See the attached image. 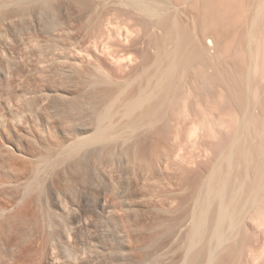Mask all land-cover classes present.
I'll list each match as a JSON object with an SVG mask.
<instances>
[{
  "label": "rangeland",
  "instance_id": "374dc122",
  "mask_svg": "<svg viewBox=\"0 0 264 264\" xmlns=\"http://www.w3.org/2000/svg\"><path fill=\"white\" fill-rule=\"evenodd\" d=\"M2 1L5 3L8 2L6 3V6H8L9 8L5 6L4 8L0 10V15L3 14L4 19L6 17L8 18L4 20L3 16L0 17V19L2 18V20H0V23L2 25L4 24L3 26L0 24L2 26L1 27L2 31L4 30V32H2V37L5 38L7 41L4 46H1V47H4L3 49L0 47V114L3 117V119L6 121V124L8 125H6L7 129L4 130L5 133L2 132L0 129V134H2L0 135V146H1V143L3 144L7 143L8 145H10V148L11 147L12 148L8 149V148L3 147L4 149H2V147H0V149L2 150V151L0 150L1 152L0 154L2 156V157L0 156V159H1L0 160L1 161L0 162V181H1L0 182V195H1L0 210L7 209L6 210L7 212L5 213H1L0 211V264H86V263L87 264H177V263L181 264L184 261H186V259L184 258L186 256L187 257L189 256V257L186 263L184 262L183 264H195L197 259L198 260L196 264H198V262H200L199 264H205V263L206 264L207 263L209 264H264V175H263L264 170L262 171V169L264 168V154H263L264 153V116H263L264 115V109H263V106H264V102H263L264 100V8L263 7L264 6H262V8H259L258 10L257 7H255L257 6V4L254 3V7L251 6L252 9L254 8L252 11L250 7L248 6L249 0H237L238 2H236V0H228V3H227V0H204V1L203 0H200V1L199 0L198 1L197 0L195 1L194 0H177V1L175 0H165V1L164 0L163 1L162 0H153V1L152 0H148V1L142 0L143 2L141 0H135L136 2H134L133 4L132 2L134 0H129V1L127 0H121V1L120 0H113V1L105 0V2H103L104 0H88V1L86 0H57V1L56 0H44V2L43 0H32V1L26 0V2L24 0V2H22L23 5L20 4L21 1L23 0L21 1L2 0ZM15 1L19 3H16ZM46 1L47 2L49 1V2L47 3ZM207 1L210 4L207 3ZM220 1L222 2L224 1V3H220ZM229 1H232V2L230 3ZM14 2L16 4H13ZM179 2L180 3L183 2V3L180 4ZM213 2H215L214 5H213ZM9 3H11L10 4L11 7L8 5ZM106 3H108L107 6L105 5ZM172 3L173 5L175 4V6H173ZM191 3H193L195 6L193 7ZM18 4H19V7L17 6ZM120 4L124 6H121ZM218 4L220 5V7ZM229 4L231 5V7L229 6ZM242 4L244 6H242ZM83 5H85L84 7L86 8L87 13L83 11V8H82ZM232 5H234V7H232ZM190 6L193 8H191ZM225 6H227V9ZM23 7L24 9H22ZM44 7L45 8L48 7V9H45ZM161 8L164 11H162ZM255 8L258 11L257 13L260 15L257 14L256 16H259V17L258 18L256 17L255 19H253L254 13H256V11L254 12ZM144 9L147 10L146 12L148 14L145 12ZM150 9L152 10L149 12ZM242 9H243V13L241 11ZM17 10H18V14H17ZM99 10H100V13H99ZM143 10H144V13H142ZM195 10H197L198 12ZM217 10H220L221 13ZM229 10H232L233 12L232 11L230 12ZM157 11L158 13H156ZM200 11H203V13L201 14ZM251 11L254 12L253 15L251 14L252 13ZM171 12L172 13L174 12L175 14L174 13L172 14ZM229 12L230 14L233 13L230 16V18H228ZM235 12L236 14H234ZM226 13H227V16H226ZM240 13H241V16L239 15ZM100 14H103V15H100ZM171 14H172V17H171ZM193 14L194 15L196 14V15L194 16ZM158 16H160L161 18ZM238 16H240L241 18ZM26 17H28V19ZM101 17L103 18L101 19ZM114 17H117V18H114ZM231 18H233L234 20ZM30 20L31 21L33 20V21L31 22ZM199 20L200 21L202 20V22H199ZM217 20L219 22H217ZM236 21L238 22L237 25H235ZM206 22H207L206 25L208 24L210 25L214 22L213 23L214 25L212 24L210 25V27L213 26L212 29L215 32H216V29L218 31L216 34L217 35L220 34L218 35L219 37L217 36L218 41L220 42H218L216 46V50L213 52L214 55L211 54L212 59L214 58L213 60L210 58H207L210 56L206 52L202 54L203 56L201 55L202 57H199L200 55L198 57H195L196 56L195 55L194 56L195 58L193 57V54H196L195 53L196 51H193L195 50L193 49L194 47H192L194 46V43L196 41L195 40L196 38L194 37L195 33L197 34L198 30H199V33L200 31L202 32L204 28L203 25H205ZM228 23H230L231 26ZM146 24L148 27L146 26ZM175 24H177L178 26ZM98 25L100 26L98 27ZM174 25L175 27L177 26L176 30H174L175 29ZM232 25H235L234 26L235 28ZM125 26L126 27L128 26V27L126 28ZM229 27L231 28L230 30H229ZM140 28L143 29V32ZM178 28L181 29V33ZM194 29L197 31H194ZM222 29L224 30L222 31ZM130 30L134 31L135 35ZM236 30H238V34ZM251 30L253 31V33H251L252 32ZM98 32H99V35H98ZM173 32H174V35H173ZM186 32H189V34L191 33L192 34L186 35ZM152 33L154 36H152ZM234 33L236 34L234 35ZM4 34L6 37L3 36ZM248 34H250V37ZM259 34H262V35H259ZM224 35L227 38H225ZM21 36H23L24 38ZM118 36H120L121 38ZM158 36H160L159 37L160 39L158 38ZM189 36L190 37L192 36V38H190ZM187 37L190 38L189 41L188 39H186ZM172 38L174 39L173 41L171 40ZM177 40L180 43L177 42ZM181 40L183 41L185 40V41L181 42ZM126 41H127V44L125 43ZM190 42L192 45L190 44ZM223 43H225V45H223ZM184 45H187L186 48ZM59 46L60 48H58ZM157 46L159 47L158 50L156 49ZM170 47H173V48H170ZM180 47H181V50L179 49ZM174 50L178 54H176ZM190 50L193 51V52L191 51L192 54ZM218 50L219 51L221 50V51L219 52ZM69 51H71L72 54ZM181 53H183L184 55ZM32 54H34L35 56ZM69 54H71V57H69L70 56ZM171 54H173L174 56L176 55L177 57L176 56L174 57ZM133 55H135L136 58ZM56 57L58 58V60ZM149 57L151 58V60H149L150 59ZM169 58L170 59L172 58V59L170 60ZM186 58L189 59V62H187L188 60ZM125 59H128V60L126 61ZM134 59H136V61ZM172 60L174 64H171ZM194 61L197 63H195ZM127 62L129 64H126ZM210 62L212 63L210 64ZM184 63L187 68L185 67V65H183ZM203 63L207 66H205ZM43 64L46 68L42 66ZM164 64L167 66H165ZM196 64L197 66L199 65L198 66L199 68L196 67ZM171 65H173L174 67ZM177 65L179 68L177 67ZM218 65L220 68L218 67ZM224 65H227L228 67ZM93 66L96 69L95 68L93 69ZM1 67H4V68H1ZM171 67H173L172 69V71L174 72L173 74H172V71L171 73L169 72ZM211 67H212V70H211ZM14 68H16V70ZM188 68L191 69L192 71L189 70ZM44 69H47V70H44ZM164 69H166L165 70L166 72L164 71ZM183 69H184V72H183ZM199 69L201 71H199ZM37 71L41 73L39 74ZM162 71L163 73L165 72V75L164 76L162 75L163 77H161ZM175 71L177 72V74L175 73ZM213 71L215 74L213 73ZM65 73L66 75H64ZM142 73L144 75H142ZM152 73L153 75L154 74L155 75L153 76ZM145 74L150 75V76L147 77V75ZM184 74H187L186 75L187 77ZM11 75H13L14 78ZM95 77H98V78H95ZM101 77H104V78H101ZM158 77L159 78L161 77L159 81H158L159 79ZM171 77L174 78L175 80L172 79ZM225 77L227 78L225 79ZM211 78H215V79L218 78V79H216V81L214 79L213 81ZM102 79H104V81ZM161 79L162 80L164 79V80L162 81ZM190 79L194 81L192 82V80ZM223 79H225L227 82ZM96 80L98 81L101 80L102 82L101 81L97 82ZM147 80H149L148 82L149 85H147ZM160 81H161V84H158ZM179 81L181 83H179ZM228 82L230 84H228ZM193 83L196 85V87ZM198 83H200V85H203L204 83V85L198 87ZM105 84L108 87H106ZM155 85L157 86V88H155ZM135 86L136 88H134ZM146 86L148 88L145 89ZM150 86L152 89L150 88ZM169 87H170V92L168 90ZM229 87H230V90L228 89ZM119 88H120V91H118ZM163 88H164V91L162 90ZM166 88H168L167 89L168 91L166 90ZM172 88H173V91H171ZM260 88L262 89V91ZM180 89L182 90V92ZM144 91H146L147 93H145ZM142 92L144 93L143 95H142ZM148 92H150L149 96L147 95ZM167 93H169V95ZM29 94L31 95L29 96ZM123 94L125 96H123ZM145 94L149 98L146 97ZM198 94L200 97L198 96ZM107 95H109V97ZM173 96L175 98H173ZM117 98H118V102H117ZM133 98H136V99H133ZM260 98H261V101H260ZM166 99H168V101ZM109 100H110V103H109ZM126 100H130L131 103L134 101L135 102L138 101V103L139 102L142 103L143 106L142 105L140 106L139 104V109L138 107H136L137 109L134 108V110L132 111V112L137 111L139 114L138 113L136 114V112L134 114L131 111H128L130 110V108L132 109L133 107H135L136 103L129 104V102L128 101L126 102ZM15 101L18 104H16ZM114 102H115V105L113 104ZM125 102L129 105H126ZM159 102H160V105L165 104V106L162 105L163 107L161 108V106L159 105ZM238 102L241 104H239ZM173 104L174 105L176 104V107ZM123 105H124V109H123ZM130 105L131 106L133 105V106L131 107ZM113 107H114V110H112ZM140 107L144 111H142ZM164 107H167V108H164ZM144 108L149 110L150 112L146 111ZM117 110H119L120 112V115L118 113L119 117L123 116L122 114L123 112L124 114L126 113V116H123L124 118L123 122H127L128 124L131 123L130 127L126 125V123H124L128 128H132L133 130H135V128L140 127L139 129H136L137 132L136 131L130 132L131 130L130 129L127 130L126 126L124 127L120 126L119 129L124 128L120 130L122 134L120 136L119 134L120 132H118L119 131L118 127L117 128L113 127L112 129L107 128L108 131L105 130L106 136L104 135L105 131L103 132V135L106 138L104 136H103L104 138L101 137L99 141L101 140L102 141L99 144H96V146L94 145L86 153H82V152L79 153L81 155L76 154V152H71L70 155L68 156L69 157L68 160H67V155L69 153L61 155L62 157L66 155L64 157L65 159L62 158L60 155H55L54 157L50 156L51 157L50 159L39 160L37 158L35 159L34 157L35 154L31 152L37 148L34 142L32 141V139L30 140L31 135L33 134L36 135L37 132H42V131L46 132L45 128L48 129L49 127L50 128L49 130L51 132L52 127L61 126L63 128L64 126V129H66V131L68 130L72 131V129H75L77 122L78 123L92 122V121L97 120L98 117H101V118L104 117L106 118L105 120L109 119L110 121H114L116 118H118L116 114L114 116V113H116L115 111ZM139 111H141L142 113L140 114ZM48 112L50 113L52 112V113L50 114ZM176 112L178 113L181 112V113H179L178 115V113ZM240 113H243V114H240ZM143 114L144 115L146 114V116L150 117V119L148 117L146 118ZM155 114H156L155 118L154 116L151 117L152 115H155ZM180 114L185 116L184 120H183V116H181ZM127 116H130V118L128 119ZM175 116L178 117V120ZM140 117L142 119H140ZM135 118L137 119L135 120ZM158 119H160L161 121L159 120L160 122H158ZM142 120H144L145 123ZM155 120H157V122ZM11 121H14V122H11ZM39 121L41 122L39 123ZM69 121H71V123ZM133 121L135 122L132 123ZM154 122L156 124H154ZM72 123L76 125H73ZM149 123H150L151 128L148 127ZM191 124H194L197 127V128H194V125H193L194 132H195V129H196V132L192 135H189V134L187 135L189 129L192 128ZM134 125L136 127H134ZM138 125L140 126L138 127ZM152 125H155V127ZM37 127L39 128L38 129L39 131L36 130ZM70 127H72V129ZM144 127L146 128L147 131L145 130ZM114 128H116V131H114L115 130ZM111 131L112 132L114 131L113 132L114 134L116 132L118 133L115 134L116 136H113V133H111ZM125 131H129V132L126 133ZM123 133H126L130 136L128 135L126 136V134L123 135ZM143 134H145V136ZM117 135L120 137H118ZM131 135L133 136L131 137ZM48 137L46 138L48 140L47 143L51 144L53 142L52 138L50 136ZM115 137L116 139L118 138L119 141L118 140L116 141V139L114 140ZM127 138H129L128 141L126 140ZM122 140H124L125 142ZM107 141L110 143H108ZM136 141L138 142L136 143ZM232 142L234 146H231L233 145ZM16 144L20 145L21 148L19 147L20 149H16L15 148ZM240 145H241V148L239 147ZM111 147L114 149H112ZM127 148L129 151L127 150ZM133 149L137 153H135ZM123 150L125 151V153ZM145 150L147 153L145 152ZM238 151H240L239 152L240 154L238 153ZM6 152H8L9 154ZM130 152L132 154H130ZM259 153H261L262 155H260ZM71 154L73 155V158L70 157L72 156ZM247 155H248L247 157L248 159L246 158ZM237 156H238V159H237ZM258 157L259 159L257 160L256 158ZM29 159L30 161H28ZM105 159L107 160L106 162H105ZM109 159L111 160V162H109ZM47 160H49L50 162H46ZM56 160L58 163H56ZM138 160H141L140 161L141 163ZM145 161H147V163ZM223 161L225 162V164ZM2 162L4 163V165ZM100 162H103L104 164ZM8 163H10V165ZM240 163L241 164L243 163L242 164L243 166ZM252 163H253V166H252ZM63 164H66V165H63ZM219 164L221 167L219 166ZM246 164L250 166V168ZM261 164H263V167ZM98 165L99 166L101 165V168L103 167V169H101L100 167H97ZM134 165L136 166V168ZM215 165H217V167ZM15 166H17L16 169H15ZM229 166L230 168H228ZM260 166L262 167V169ZM225 168L227 169V171ZM137 169L138 170L140 169V170L138 171ZM52 170L54 171L52 172ZM242 171L243 173H241ZM220 173L221 174L224 173V174L221 175ZM99 174H102V176ZM230 176L232 177V179ZM48 177H49V180H48ZM241 177H243L244 179ZM219 179L220 180L222 179V180L220 181ZM229 179H231L232 181ZM239 180L240 182H238ZM49 181L52 183L54 188L59 193V200H60L59 203L61 206V209L59 208V210L53 208L47 201L48 199L46 198L45 184ZM222 181H223V184H222ZM89 182L91 183V185ZM226 182L228 183L229 186L227 185ZM205 183H208L209 187ZM225 184L226 186H224ZM231 184L232 186H230ZM241 184L242 186H240ZM2 189L3 191L4 190L6 191L3 192L1 191ZM230 190H232L233 192H231ZM17 191L19 192V194ZM219 192H221V194ZM236 192L238 193V195ZM22 195H25V197L20 201L19 198ZM221 196H224V197H222V199L219 201V198H221ZM231 197L234 199H232ZM230 198L232 199L231 202H230ZM237 199L238 201L236 202ZM206 200H207V203H206ZM212 200L214 201L211 203ZM222 200H225V201H222ZM166 201L167 203H165ZM216 201H217V206L215 203ZM3 202H5L6 204ZM218 202L220 204L222 202L226 203L224 205L222 203V206H224L223 209L219 207L220 204ZM197 204L201 208V211L204 214L206 213V216L208 215L211 220L208 217H206L201 211H198L200 209L199 207L197 208ZM233 204L234 206H232ZM192 205L195 207H193ZM212 205L214 206L212 207ZM12 207L14 209H13V212H11V214H13L14 216L17 213V214H21V216L15 215L14 218L13 216L10 217L8 210L11 209ZM207 207H209V210H207ZM194 208H197V210L196 209L194 210ZM219 208L223 210V213L221 212ZM225 209L227 210L226 212H225ZM212 210H214L215 212ZM197 211L200 212L199 215ZM209 211L211 213H209ZM165 212L167 214H165ZM192 212H194L195 215ZM223 214L225 215L228 214L227 215L228 218L225 215L223 216ZM200 216L201 217L203 216L202 221L200 220ZM221 216L222 218H220ZM229 216H231L230 219H229ZM191 217H193L192 220H191ZM225 217L226 219H224ZM194 218H196V220ZM218 219L219 220L221 219L222 221L221 220L219 221ZM191 221L192 223L194 221L195 222L197 221L198 225H200L199 223L201 222L202 227L201 225L199 226L200 230L198 226L195 224H192ZM165 222L168 224H166ZM179 223L180 224L182 223V224L179 225ZM52 224L53 226H51ZM159 225L161 228L159 227ZM193 226L194 228L197 226L196 229H194ZM187 227L188 228L191 227L190 230ZM174 228H176L175 231H173ZM213 230H215V232ZM66 231H68L69 233H67ZM191 231L194 235L191 233ZM193 231L197 235H195ZM211 232L213 234H215L216 232L217 233L220 232V234L219 233L215 234V235H219L215 239H217V241L220 243L214 240V235ZM234 233L236 235H234ZM231 234L234 236H232ZM212 235H213V238H211ZM220 235H223V236L225 235L227 237V240H226V237L222 239L223 237ZM121 237H124V238H121ZM209 238L210 240H208ZM51 239L54 241H52ZM64 241L65 243H63ZM208 241H211L209 242V245H208ZM212 242H214L215 244ZM216 243L221 244V245L217 246L218 244ZM214 245H216L219 248L215 247ZM208 246L210 247V249L208 248L209 250L207 249ZM187 248H190V249H187ZM213 248L216 251H213ZM191 249L193 250V252ZM197 249L199 253L201 252L200 254L198 253V251H196ZM211 249L212 251L210 252ZM189 250L192 253L188 252ZM64 252H67V253L64 254ZM194 252H196V254ZM192 254L194 255V258ZM143 260L145 261V263Z\"/></svg>",
  "mask_w": 264,
  "mask_h": 264
},
{
  "label": "bare ground",
  "instance_id": "6f19581e",
  "mask_svg": "<svg viewBox=\"0 0 264 264\" xmlns=\"http://www.w3.org/2000/svg\"><path fill=\"white\" fill-rule=\"evenodd\" d=\"M17 1H18V0H17ZM19 1H21V0H19ZM29 1H30V0H29ZM31 1H32V0H31ZM56 1H57V0H56ZM86 1H88V0H86ZM109 1H110V0H109ZM112 1H113V0H112ZM112 1H111V2H112ZM120 1H121V0H120ZM127 1H129V0H127ZM127 1H126V2H127ZM141 1H142V0H141ZM146 1H148V0H146ZM152 1H153V0H152ZM162 1H163V0H162ZM162 1H161V2H162ZM164 1H165V0H164ZM175 1H177V0H175ZM194 1H195V0H194ZM197 1H198V0H197ZM199 1H200V0H199ZM203 1H204V0H203ZM15 2H16V1H15ZM15 2H14L13 4L19 3V2H16V3H15ZM22 2H24V0L21 1L20 4H22ZM25 2H26V0H25ZM37 2H38V1H37ZM43 2H44V0H43ZM46 2H47V1H46ZM46 2H45V3H46ZM48 2H49V1H48ZM48 2H47V3H48ZM58 2H59V1H58ZM70 2H71V1H70ZM78 2H79V1H78ZM82 2H83V1H82ZM100 2H101V1H100ZM103 2H105V0H104ZM130 2H131V1H130ZM134 2H136V1L134 0V1L132 2V4H133ZM139 2H140V1H139ZM139 2H138V3H139ZM142 2H143V1H142ZM159 2H160V1H159ZM191 2H192V1H191ZM215 2H216V1H215ZM215 2H213V5L215 4ZM217 2H218V1H217ZM229 2L231 3L232 1H229ZM236 2H238V1L236 0ZM245 2H246V1H245ZM245 2H244V4H245ZM6 3H8V2H6ZM6 3L3 2V1L1 0V2H0V10L6 6ZM38 3H39V2H38ZM73 3H74V2H73ZM86 3H87V2H86ZM119 3H120V2H119ZM147 3H148V2H147ZM151 3H152V2H151ZM179 3H180V2H179ZM182 3H183V2H182ZM182 3H180V4H182ZM202 3H203V2H202ZM207 3H209V2L207 1ZM211 3H212V2H211ZM220 3H224V1H223V2L220 1ZM227 3H228V0H227ZM233 3H234V2H233ZM247 3H248V2H247ZM254 3L257 4V6H255V7H257L258 10H259V8H262V6H264V0H249L248 6L250 7V9H251L252 11H253L254 8L252 9L251 6L254 7ZM10 4H11V3H9L8 5L11 7ZM24 4H25V3H24ZM28 4H29V3H28ZM51 4H52V3H51ZM54 4H55V3H54ZM76 4H77V3H76ZM81 4H82V3H81ZM103 4H104V3H103ZM107 4H108V3H106L105 5L107 6ZM130 4H131V3H130ZM130 4H129V5H130ZM143 4H144V3H143ZM145 4H146V2H145ZM152 4H153V3H152ZM152 4H151V5H152ZM165 4H166V3H165ZM177 4H178V3H177ZM184 4H185V3H184ZM191 4H192L193 7L195 6L193 3H191ZM191 4H190V5H191ZM198 4H199V2H198ZM209 4H210V3H209ZM209 4H208V5H209ZM237 4H238V3H237ZM22 5H23V4H22ZM22 5H21V6H22ZM41 5H42V4H41ZM45 5H46V4H45ZM55 5H56V4H55ZM88 5H89V4H88ZM120 5H121V4H120ZM147 5H149V4H147ZM172 5H173V3H172ZM211 5H212V4H211ZM218 5H219V4H218ZM227 5H228V4H227ZM240 5H241V4H240ZM17 6L19 7V4H18ZM24 6H25V5H24ZM30 6H31V5H30ZM30 6H29V7H30ZM37 6H38V5H37ZM42 6H43V5H42ZM42 6H41V8H42ZM48 6H49V5H48ZM84 6H85V5H83V7H82V8H83V11L86 12V8H85ZM121 6H124V5H121ZM132 6H133V5H132ZM173 6H175V4H174ZM184 6H185V5H184ZM184 6H183V7H184ZM199 6H200V5H199ZM229 6L231 7L230 4H229ZM242 6H244V5L242 4ZM6 7H8V6H6ZM13 7H14V6H13ZM27 7H28V6H27ZM135 7H136V6H135ZM148 7H149V6H148ZM151 7H152V6H151ZM159 7H160V6H159ZM159 7H158V8H159ZM181 7H182V5H181ZM187 7H188V6H187ZM190 7H191V6H190ZM190 7H189V8H190ZM193 7H191V8H193ZM206 7H207V6H206ZM213 7H214V6H213ZM217 7H218V6H217ZM217 7H216V8H217ZM219 7H220V5H219ZM223 7H224V6H223ZM225 7H226V9H227V6H225ZM232 7H234V5H232ZM245 7H247V6H245ZM8 8H9V7H8ZM41 8H40V9H41ZM44 8H45V7H44ZM99 8H100V7H99ZM166 8H167V7H166ZM168 8H169V7H168ZM171 8H172V7H171ZM207 8H208V7H207ZM216 8H215V9H216ZM263 8H264V7H263ZM22 9H24V7H23ZM22 9H20V10H22ZM25 9H26V8H25ZM28 9H30V8H28ZM28 9H27V10H28ZM33 9H34V8H33ZM35 9H36V8H35ZM45 9H48V7L45 8ZM80 9H81V8H80ZM96 9H97V8H96ZM135 9H136V8H135ZM148 9H149V8H148ZM174 9H175V8H174ZM187 9H188V8H187ZM199 9H200V8H199ZM204 9H205V8H204ZM218 9H219V8H218ZM224 9H225V8H224ZM239 9H241V8H239ZM257 9L255 8V10H254V12L256 11V13H254V12L251 11V12H252V13H251L252 15H253V13H254V17L251 16V17H253V19H255L256 17H257V18L259 17V16H256V15L258 14V13H257V12H258ZM3 10H4V9H3ZM12 10H13V9H12ZM91 10H92V9H91ZM94 10H95V9H94ZM104 10H105V8H104ZM144 10H145V9H144ZM144 10H143L142 13H144ZM151 10H152V9H150L149 12H150ZM155 10H156V9H155ZM161 10H162V8H161ZM188 10H189V9H188ZM192 10H193V9H192ZM197 10H198V9H197ZM197 10H195V11H197ZM209 10H210V9H209ZM211 10H212V9H211ZM234 10H235V9H234ZM237 10H238V9H237ZM34 11H35V10H34ZM40 11H41V10H40ZM92 11H93V10H92ZM146 11H147V10H145V12H146ZM153 11H154V9H153ZM158 11H160V10H158ZM158 11H157L156 13H158ZM162 11H164V10H162ZM184 11H185V10H184ZM215 11H216V10H215ZM217 11L220 12V10H217ZM221 11H222V10H221ZM227 11H228V10H227ZM229 11L231 12L232 10H229ZM235 11H236V10H235ZM241 11H242V13H243V9H242ZM28 12H29V11H28ZM42 12H43V11H42ZM97 12H98V11H97ZM102 12H103V10H102ZM107 12H108V11H107ZM107 12H106V13H107ZM188 12H190V11H188ZM197 12H198V11H197ZM200 12H201V14L203 13V11H200ZM213 12H214V11H213ZM225 12H226V11H225ZM230 12L228 13V16H229L228 18H230V16L233 14V13L230 14ZM232 12H233V11H232ZM236 12H237V11H236ZM236 12H235L234 14H236ZM244 12H245V11H244ZM86 13H87V12H86ZM99 13H100V10H99ZM146 13H147V12H146ZM154 13H155V12H154ZM159 13H160V12H159ZM161 13H162V12H161ZM171 13H172V12H171ZM173 13H174V12H173ZM173 13H172V14H173ZM175 13H176V11H175ZM175 13H174V14H175ZM204 13H205V11H204ZM220 13H221V12H220ZM259 13H260V11H259ZM7 14H8V13H7ZM17 14H18V10H17ZM35 14H36V13H35ZM43 14H44V13H43ZM45 14H46V12H45ZM81 14H82V13H81ZM88 14H89V13H88ZM94 14H95V13H94ZM115 14H116V12H115ZM119 14H120V13H119ZM147 14H148V13H147ZM147 14H146V15H147ZM172 14H171V17H172ZM181 14H182V13H181ZM184 14H185V13H184ZM223 14H224V13H223ZM237 14H238V13H237ZM12 15H13V14H12ZM67 15H68V14H67ZM76 15H77V14H76ZM100 15H103V14H100ZM157 15H158V14H157ZM157 15H156V16H157ZM164 15H165V14H164ZM188 15H189V14H188ZM190 15H191V14H190ZM193 15H194V14H193ZM195 15H196V14H195ZM195 15H194V16H195ZM216 15H217V14H216ZM239 15L241 16V13H240ZM242 15H243V14H242ZM258 15H260V14H258ZM1 16H3V19H4V15L2 14V15H0V17H1ZM25 16H26V15H25ZM32 16H33V15H32ZM39 16H40V15H39ZM39 16H38V18H39ZM161 16H162V14H161ZM169 16H170V15H169ZM178 16H179V15H178ZM178 16H177V17H178ZM183 16H184V15H183ZM226 16H227V13H226ZM240 16H238V17H240ZM5 17H6V15H5ZM40 17H41V16H40ZM83 17H84V16H83ZM103 17H104V16H103ZM103 17H101V19H102ZM153 17H154V16H153ZM158 17H160V16H158ZM165 17H166V16H165ZM177 17H176V18H177ZM185 17H186V16H185ZM188 17H189V16H188ZM233 17H234V16H233ZM249 17H250V15H249ZM6 18H7V17H6ZM6 18H5V19H6ZM9 18H10V17H9ZM18 18H19V17H18ZM22 18H23V17H22ZM22 18H21V19H22ZM26 18L28 19V17H26ZM26 18H24V19H26ZM86 18H87V17H86ZM89 18H90V17H89ZM95 18H96V17H95ZM97 18H98V17H97ZM114 18H117V17H114ZM130 18H131V17H130ZM160 18H161V17H160ZM160 18H158V19H160ZM169 18H170V17H169ZM169 18H167V19H169ZM192 18H193V17H192ZM215 18H216V17H215ZM219 18H220V17H219ZM228 18H227V19H228ZM240 18H241V17H240ZM261 18H262V16H261ZM261 18H260V19H261ZM5 19H4V20H5ZM7 19H8V18H7ZM177 19H178V18H177ZM217 19H218V17H217ZM231 19H233V18H231ZM0 20H2V18H1ZM4 20H3V21H4ZM89 20H90V19H89ZM93 20H94V19H93ZM113 20H114V19H113ZM172 20H173V19H172ZM184 20H185V19H184ZM233 20H234V19H233ZM251 20H252V19H251ZM19 21H20V20H19ZM30 21H31V20H30ZM32 21H33V20H32ZM32 21H31V22H32ZM39 21H40V19H39ZM67 21H68V20H67ZM101 21H102V20H101ZM130 21H131V20H130ZM135 21H136V20H135ZM141 21H142V20H141ZM155 21H156V20H155ZM157 21H158V20H157ZM160 21H161V20H160ZM212 21H214V20H212ZM230 21H231V20H230ZM11 22H12V21H11ZM17 22H18V21H17ZM131 22H132V21H131ZM153 22H154V21H153ZM164 22H165V21H164ZM170 22H171V21H170ZM173 22H174V21H173ZM181 22H183V21H181ZM199 22H202V20H201V21L199 20ZM204 22H205V21H204ZM207 22H208V20H207ZM207 22L205 23V25H203L204 28H203L202 32L200 31L201 34L199 33V30H198V31L195 30L196 28L194 27V28H195L194 31H197V34L195 33V36H194V37L196 38V39H195L196 41H195V40H194V41H195V43H196V42H197V43H196V44L194 43V46H192V47H194L193 49H195V50H193V49H192V50H193V51H196V52H195L196 54H193V57H194L195 55H196L195 57H198L199 55H200L199 57H202V56H203L202 54L206 52V53L210 56V57H207V56H206V57L212 59V55H211V54H213V52L216 50V46H217L218 42H220V41H218V38H217V36L220 35V34H218V35L216 34V33L218 32L217 29H216V32H215V31L212 29L213 26L210 27V25H212L214 22H213L212 24H210V25H209V24L206 25ZM217 22H219V21L217 20ZM227 22H228V21H227ZM232 22H233V21H232ZM232 22H231V23H232ZM22 23H23V22H22ZM66 23H67V22H66ZM69 23H70V22H69ZM78 23H79V22H78ZM110 23H111V22H110ZM137 23H138V22H137ZM139 23H140V21H139ZM155 23H156V22H155ZM186 23H187V22H186ZM225 23H226V22H225ZM225 23H224V24H225ZM235 23H236L235 25H237L238 22L236 21ZM257 23H258V22H257ZM259 23H261V22H259ZM262 23H263V22H262ZM0 24H1V23H0ZM15 24H16V23H15ZM15 24H14V25H15ZM18 24H19V23H18ZM26 24H27V23H26ZM26 24H25V25H26ZM28 24H29V23H28ZM30 24H31V23H30ZM33 24H34V23H33ZM111 24H112V23H111ZM171 24H172V23H171ZM183 24H184V23H183ZM228 24L230 25V23H228ZM1 25H2V24H1ZM1 25H0V47H1V46H4L5 43L7 42L6 39L2 37V32H4V30L2 31L1 27H2L4 24H3L2 26H1ZM14 25H13V26H14ZM21 25H22V24H21ZM85 25H86V24H85ZM90 25H91V24H90ZM135 25H136V24H135ZM162 25H164V24H162ZM175 25H177V24H175ZM175 25H174V27H175ZM194 25H195V24H194ZM194 25H193V26H194ZM200 25H201V23H200ZM213 25H214V24H213ZM225 25H226V24H225ZM235 25H232V26L234 27ZM261 25H262V24H261ZM261 25H260V26H261ZM70 26H71V25H70ZM92 26H93V25H92ZM99 26H100V25H98V27H99ZM146 26H147V24H146ZM171 26H173V25H171ZM177 26H178V25H177ZM177 26H176V27H177ZM179 26H180V25H179ZM193 26H192V27H193ZM197 26H198V25H197ZM219 26H220V25H219ZM230 26H231V25H230ZM246 26H247V25H246ZM248 26H249V25H248ZM15 27H17V26H15ZM15 27H14V28H15ZM29 27H30V26H29ZM71 27H72V26H71ZM112 27H113V26H112ZM117 27H118V26H117ZM125 27H126V26H125ZM127 27H128V26H127ZM127 27H126V28H127ZM147 27H148V26H147ZM147 27H146V28H147ZM155 27H156V26H155ZM162 27H163V26H162ZM176 27H175L174 30H176ZM180 27H181V26H180ZM183 27H184V26H183ZM222 27H223V26H222ZM225 27H226V26H225ZM237 27H238V26H237ZM5 28H6V27H5ZM14 28H13V29H14ZM27 28H28V27H27ZM130 28H131V27H130ZM170 28H171V27H170ZM189 28H190V27H189ZM215 28H216V27H215ZM215 28H214V29H215ZM234 28H235V27H234ZM260 28H261V27H260ZM24 29H25V28H24ZM92 29H93V28H92ZM117 29H118V28H117ZM119 29H120V28H119ZM121 29H122V27H121ZM140 29H141V28H140ZM171 29H172V28H171ZM178 29H179V28H178ZM184 29H185V28H184ZM192 29H193V28H192ZM199 29H200V28H199ZM219 29H220V27H219ZM227 29H228V28H227ZM230 29H231V28L229 27V30H230ZM237 29H238V28H237ZM246 29H247V28H246ZM262 29H263V28H262ZM7 30H8V29H7ZM7 30H6V31H7ZM65 30H66V29H65ZM78 30H79V29H78ZM123 30H124V29H123ZM141 30H142V32H143V29H141ZM145 30H146V29H145ZM162 30H163V29H162ZM179 30H180V33H181V29H179ZM185 30H186V29H185ZM185 30H184V31H185ZM188 30H189V29H188ZM223 30H224V29H222V31H223ZM9 31H10V30H9ZM14 31H15V30H14ZM22 31H23V30H22ZM97 31H98V30H97ZM117 31H118V30H117ZM130 31H132V30H130ZM163 31H164V30H163ZM177 31H178V30H177ZM184 31H183V32H184ZM236 31H237V34H238V30H236ZM251 31H252V30H251ZM7 32H8V31H7ZM67 32H68V31H67ZM95 32H96V31H95ZM120 32H121V31H120ZM123 32H124V31H123ZM132 32H133V34H134V31H132ZM149 32H150V31H149ZM164 32H165V31H164ZM229 32H230V31H229ZM246 32H248V31H246ZM17 33H18V32H17ZM75 33H76V32H75ZM130 33H131V32H130ZM166 33H167V32H166ZM184 33H185V32H184ZM198 33H199V34H198ZM219 33H220V32H219ZM251 33H253V31H252ZM146 34H147V33H146ZM164 34H165V33H164ZM175 34H176V33H175ZM187 34H189V32H186V35H187ZM191 34H192V33H191ZM191 34H189V35H191ZM193 34H194V32H193ZM221 34H222V33H221ZM225 34H226V33H225ZM235 34H236V33H234V35H235ZM98 35H99V32H98ZM108 35H109V34H108ZM119 35H120V34H119ZM134 35H135V34H134ZM147 35H148V34H147ZM156 35H157V34H156ZM162 35H163V34H162ZM171 35H172V34H171ZM173 35H174V32H173ZM180 35H181V34H180ZM184 35H185V34H184ZM186 35H185V36H186ZM232 35H233V34H232ZM248 35H249V37H250V34H248ZM259 35H262V34H259ZM3 36L6 37L5 34H4ZM7 36H8V35H7ZM11 36H12V35H11ZM110 36H111V35H110ZM130 36H131V35H130ZM130 36H129V37H130ZM152 36H154L153 33H152ZM164 36H165V35H164ZM221 36H223V35H221ZM227 36H229V35H227ZM251 36H252V35H251ZM8 37H9V36H8ZM15 37H16V36H15ZM21 37H23V36H21ZM21 37H20V39H21ZM118 37H120V36H118ZM125 37H126V36H125ZM155 37H156V36H155ZM159 37H160V36H158V38H159ZM169 37H171V36H169ZM174 37H176V36H174ZM179 37H180V36H179ZM189 37H190V36H189ZM218 37H219V36H218ZM224 37L227 38L225 35H224ZM230 37H231V36H230ZM16 38H17V37H16ZM23 38H24V37H23ZM23 38H22V39H23ZM107 38H108V37H107ZM120 38H121V37H120ZM127 38H128V37H127ZM167 38H168V37H167ZM190 38H192V36H191ZM190 38L187 37L186 39H188V41H189ZM221 38H222V37H221ZM232 38H233V37H232ZM3 39H4L5 41H4ZM18 39H19V38H18ZM72 39H73V38H72ZM82 39H83V38H82ZM97 39H98V38H97ZM128 39H129V38H128ZM151 39H152V38H151ZM159 39H160V38H159ZM162 39H163V38H162ZM182 39H183V38H182ZM186 39H185V40H186ZM40 40H41V39H40ZM80 40H81V39H80ZM156 40H157V39H156ZM166 40H167V39H166ZM169 40H170V39H169ZM171 40L173 41L174 39L172 38ZM185 40H184V41H185ZM191 40H192V39H191ZM227 40H228V39H227ZM16 41H17V40H16ZM16 41H15V42H16ZM35 41H36V40H35ZM54 41H55V40H54ZM150 41H151V40H150ZM150 41H149V42H150ZM184 41L181 40V42H184ZM11 42H12V40H11ZM51 42H52V41H51ZM80 42H81V41H80ZM123 42H124V41H123ZM158 42H159V40H158ZM166 42H167V41H166ZM175 42H176V41H175ZM177 42H179V41L177 40ZM186 42H187V41H186ZM222 42H223V41H222ZM228 42H229V41H228ZM8 43H9V41H8ZM19 43H20V42H19ZM23 43H24V42H23ZM40 43H41V42H40ZM48 43H49V42H48ZM125 43L127 44V41H126ZM156 43H157V41H156ZM179 43H180V42H179ZM179 43H178V44H179ZM187 43H188V42H187ZM187 43H186V44H187ZM55 44H56V43H55ZM72 44H74V43H72ZM158 44H159V43H158ZM175 44H176V43H175ZM182 44H183V43H182ZM190 44H191V42H190ZM221 44H222V43H221ZM14 45H15V44H14ZM20 45H21V44H20ZM24 45H25V44H24ZM49 45H50V44H49ZM129 45H130V44H129ZM156 45H157V44H156ZM161 45H162V44H161ZM165 45H166V44H165ZM176 45H177V44H176ZM179 45H180V44H179ZM191 45H192V44H191ZM223 45H225V43H223ZM227 45H228V44H227ZM44 46H45V45H44ZM159 46H160V45H159ZM181 46H182V45H181ZM184 46H185V48H186L187 45H184ZM9 47H10V46H9ZM11 47H12V46H11ZM35 47H36V45H35ZM51 47H52V45H51ZM70 47H71V46H70ZM75 47H76V46H75ZM165 47H166V46H165ZM173 47H174V46H173ZM173 47H170V48H173ZM189 47H190V46H189ZM192 47H191V48H192ZM224 47H226V46H224ZM1 48L3 49L4 47H1ZM29 48H30V46H29ZM41 48H42V47H41ZM45 48H46V47H45ZM48 48H49V47H48ZM53 48H54V47H53ZM55 48H56V46H55ZM58 48H60V46H59ZM65 48H66V47H65ZM158 48H159V47L157 46L156 49L158 50ZM5 49H6V47H5ZM50 49H52V48H50ZM156 49H155V50H156ZM179 49L181 50V47H180ZM182 49H183V48H182ZM189 49H190V48H189ZM189 49H188V50H189ZM228 49H229V48H228ZM9 50H10V49H9ZM31 50H33V49H31ZM40 50H41V49H40ZM54 50H55V49H54ZM68 50H69V48H68ZM73 50H74V49H73ZM172 50H173V49H172ZM172 50H171V51H172ZM192 50H190V52H191ZM4 51H5V50H4ZM28 51H29V49H28ZM55 51H56V50H55ZM165 51H166V50H165ZM165 51H164V52H165ZM171 51H170V52H171ZM177 51H178V50H177ZM193 51H192V52H193ZM218 51H219V50H218ZM220 51H221V50H220ZM220 51H219V52H220ZM39 52H40V51H39ZM49 52H50V51H49ZM62 52H63V51H62ZM69 52H71V51H69ZM76 52H77V51H76ZM76 52H75V53H76ZM146 52H147V51H146ZM172 52H173V51H172ZM174 52L176 53L175 50H174ZM178 52H179V51H178ZM181 52H182V51H181ZM192 52H191V54H192ZM223 52H224V51H223ZM40 53H41V52H40ZM40 53H39V54H40ZM45 53H46V52H45ZM58 53H59V52H58ZM66 53H67V52H66ZM66 53H65V54H66ZM142 53H143V52H142ZM148 53H149V52H148ZM154 53H155V52H154ZM168 53H169V52H168ZM185 53H186V52H185ZM187 53H188V52H187ZM225 53H226V51H225ZM227 53H228V52H227ZM30 54H31V53H30ZM39 54H38V55H39ZM42 54H43V53H42ZM56 54H57V53H56ZM62 54H63V53H62ZM71 54H72V52H71ZM71 54H69V55H70L69 57H71ZM79 54H80V53H79ZM81 54H82V53H81ZM155 54H156V53H155ZM176 54H178V53H176ZM181 54H183V53H181ZM1 55H2V54H1ZM4 55H6V54H4ZM4 55H3V56H4ZM32 55H34V54H32ZM108 55H110V54H108ZM112 55H113V54H112ZM128 55H129V54H128ZM138 55H139V54H138ZM152 55H153V54H152ZM164 55H165V54H164ZM167 55H168V54H167ZM171 55H173V54H171ZM183 55H184V54H183ZM201 55H202V56H201ZM213 55H214V54H213ZM34 56H35V55H34ZM34 56H33V58H34ZM43 56H44V55H43ZM45 56H46V55H45ZM61 56H62V55H61ZM119 56H120V55H119ZM122 56H123V55H122ZM130 56H131V55H130ZM133 56L135 57V55H133ZM173 56H174V55H173ZM175 56H176V55H175ZM175 56H174V57H175ZM29 57H30V55H29ZM41 57H42V56H41ZM51 57H52V56H51ZM53 57H54V56H53ZM65 57H66V56H65ZM77 57H78V56H77ZM80 57H81V56H80ZM110 57H111V56H110ZM112 57H113V56H112ZM115 57H116V56H115ZM117 57H118V56H117ZM140 57H141V56H140ZM164 57H165V56H164ZM176 57H177V56H176ZM185 57H186V55H185ZM195 57H194V58H195ZM206 57H205V59H206ZM215 57H216V56H215ZM9 58H10V57H9ZM27 58H28V57H27ZM38 58H39V57H38ZM54 58H55V57H54ZM56 58H57V57H56ZM135 58H136V57H135ZM149 58H150V57H149ZM149 58H148V59H149ZM181 58H182V57H181ZM7 59H8V58H7ZM42 59H43V58H42ZM61 59H62V58H61ZM73 59H74V57H73ZM114 59H115V58H114ZM116 59H117V58H116ZM118 59H119V58H118ZM129 59H130V58H129ZM143 59H144V58H143ZM169 59H170V58H169ZM171 59H172V58H171ZM171 59H170V60H171ZM173 59H174V58H173ZM175 59H176V58H175ZM186 59H187V58H186ZM202 59H203V58H202ZM213 59H214V58H213ZM213 59H212V60H213ZM222 59H223V58H222ZM35 60H36V58H35ZM57 60H58V58H57ZM67 60H68V59H67ZM121 60H123V59H121ZM125 60L127 61L128 59H125ZM134 60L136 61V59H134ZM149 60H151V58H150ZM166 60H167V59H166ZM176 60H177V59H176ZM176 60H175V61H176ZM180 60H181V59H180ZM180 60H179V61H180ZM183 60H185V59H183ZM187 60H188L187 62H189V59H187ZM198 60H199V58H198ZM198 60H197V61H198ZM42 61H43V60H42ZM44 61H45V60H44ZM63 61H65V60H63ZM68 61H69V60H68ZM126 61H125V62H126ZM129 61H130V60H129ZM202 61H203V60H202ZM214 61H215V60H214ZM5 62H6V61H5ZM45 62H46V61H45ZM47 62H48V60H47ZM55 62H56V61H55ZM55 62H54V63H55ZM70 62H71V61H70ZM81 62H82V61H81ZM133 62H134V61H133ZM149 62H150V61H149ZM166 62H168V61H166ZM166 62H165V63H166ZM176 62H177V61H176ZM194 62H195V61H194ZM194 62H193V64H194ZM204 62H205V60H204ZM207 62H208V61H207ZM227 62H228V61H227ZM7 63H8V62H7ZM49 63H50V62H49ZM78 63H79V62H78ZM118 63H119V62H118ZM120 63H121V61H120ZM168 63H170V62H168ZM179 63H181V62H179ZM182 63H183V62H182ZM195 63H197V62H195ZM211 63H212V62H210V64H211ZM229 63H230V62H229ZM44 64H45V63H44ZM44 64H43L42 66H44ZM59 64H60V62H59ZM65 64H66V63H65ZM76 64H77V63H76ZM76 64H75V65H76ZM115 64H116V63H115ZM123 64H124V63H123ZM126 64H129V63L127 62ZM146 64H147V63H146ZM146 64H145V65H146ZM171 64H174L173 60H172ZM203 64H204V63H203ZM213 64H214V63H213ZM224 64H225V63H224ZM231 64H232V63H231ZM262 64H263V63H262ZM4 65H5V64H4ZM6 65H7V64H6ZM50 65H52V64H50ZM79 65H80V64H79ZM117 65H118V64H117ZM131 65H132V64H131ZM141 65H142V64H141ZM158 65H159V64H158ZM164 65H165V64H164ZM175 65H176V64H175ZM181 65H182V64H181ZM181 65H180V66H181ZM183 65H185V63H184ZM187 65H188V64H187ZM200 65H201V64H200ZM204 65H205V64H204ZM227 65H228V64H227ZM227 65H224V66L228 67ZM15 66H16V65H15ZM46 66H47V65H46ZM53 66H54V65H53ZM67 66H68V65H67ZM119 66H120V65H119ZM121 66H122V65H121ZM129 66H130V65H129ZM148 66H149V65H148ZM165 66H167V65H165ZM171 66H173V65H171ZM198 66H199V65H198ZM198 66H197V64H196V67H198ZM202 66H203V65H202ZM205 66H207V65H205ZM13 67H14V66H13ZM19 67H20V66H19ZM34 67H35V66H34ZM51 67H52V66H51ZM63 67H64V66H63ZM72 67H74V66H72ZM78 67H79V66H78ZM124 67H125V66H124ZM143 67H144V66H143ZM155 67H156V66H155ZM157 67H158V66H157ZM169 67H170V66H169ZM173 67H174V66H173ZM173 67H171V69H170V71H169L170 73H171ZM175 67H176V66H175ZM177 67H178V65H177ZM177 67H176V68H177ZM182 67H184V66H182ZM185 67H186V65H185ZM194 67H195V66H194ZM196 67H195V68H196ZM209 67H210V65H209ZM218 67H219V65H218ZM218 67H217V68H218ZM221 67H222V66H221ZM226 67H225V68H226ZM232 67H233V66H232ZM1 68H4V67H1ZM35 68H36V67H35ZM41 68H42V67H41ZM44 68H46V67L44 66ZM48 68H49V67H48ZM52 68H53V67H52ZM55 68H56V67H55ZM79 68H80V67H79ZM79 68H77V69H79ZM94 68H95V67L93 66V69H94ZM98 68H99V67H98ZM119 68H120V67H119ZM140 68H141V67H140ZM148 68H149V67H148ZM178 68H179V67H178ZM186 68H187V67H186ZM186 68H185V69H186ZM198 68H199V67H198ZM219 68H220V67H219ZM225 68H224V69H225ZM14 69L16 70V68H14ZM39 69H40V68H39ZM57 69H59V68H57ZM77 69H76V70H77ZM95 69H96V68H95ZM145 69H146V67H145ZM174 69H175V68H174ZM188 69H189V68H188ZM200 69H201V67H200ZM200 69H199V71H201ZM8 70H9V69H8ZM41 70H42V69H41ZM44 70H47V69H44ZM85 70H86V69H85ZM88 70H89V69H88ZM100 70H101V69H100ZM165 70H166V69H164V71H165ZM167 70H169V69H167ZM189 70H191V69H189ZM193 70H195V69H193ZM211 70H212V67H211ZM53 71H54V70H53ZM70 71H71V70H70ZM98 71H99V70H98ZM191 71H192V70H191ZM197 71H198V70H197ZM1 72H3V71H1ZM10 72H11V71H10ZM22 72H23V71H22ZM37 72H38V71H37ZM44 72H45V71H44ZM44 72H43V73H44ZM65 72H67V71H65ZM72 72H73V71H72ZM101 72H102V71H101ZM101 72H100V73H101ZM148 72H149V70H148ZM165 72H166V71H165ZM165 72H164V73H163V71L161 72V77H163V76L165 75ZM183 72H184V69H183ZM5 73H6V72H5ZM16 73H17V72H16ZM35 73H36V72H35ZM38 73H39V72H38ZM40 73H41V72H40ZM40 73H39V74H40ZM56 73H57V72H56ZM102 73H103V72H102ZM102 73H101V74H102ZM162 73H163V74H162ZM167 73H168V72H167ZM173 73H174V72L172 71V74H173ZM175 73L177 74L176 71H175ZM185 73H186V71H185ZM191 73H192V72H191ZM201 73H203V72H201ZM207 73H208V72H207ZM213 73H214V71H213ZM2 74H3V73H2ZM62 74H63V73H62ZM73 74H74V73H73ZM85 74H86V73H85ZM149 74H150V73H149ZM156 74H157V73H156ZM159 74H160V73H159ZM214 74H215V73H214ZM41 75H42V74H41ZM47 75H48V74H47ZM57 75H58V74H57ZM64 75H66V73H65ZM93 75H94V73H93ZM95 75H96V74H95ZM103 75H104V74H103ZM105 75H106V74H105ZM113 75H114V74H113ZM142 75H144V74L142 73ZM145 75H147V74H145ZM152 75H153V73H152ZM154 75H155V74H154ZM154 75H153V76H154ZM157 75H158V74H157ZM162 75H163V76H162ZM166 75H167V74H166ZM169 75H170V74H169ZM174 75H175V74H174ZM184 75L186 76L187 74H184ZM188 75H189V74H188ZM190 75H191V74H190ZM197 75H199V74H197ZM197 75H196V76H197ZM220 75H221V74H220ZM223 75H224V74H223ZM225 75H226V74H225ZM228 75H229V74H228ZM11 76L13 77V75H11ZM11 76H10V77H11ZM24 76H25V75H24ZM59 76H60V74H59ZM96 76H97V75H96ZM101 76H102V75H101ZM108 76H109V75H108ZM120 76H121V75H120ZM139 76H140V74H139ZM148 76H150V75H147V77H148ZM153 76H152V77H153ZM167 76H168V75H167ZM167 76H166V77H167ZM172 76H173V75H172ZM176 76H177V75H176ZM194 76H195V75H194ZM194 76H193V77H194ZM200 76H201V75H200ZM200 76H199V77H200ZM203 76H204V75H203ZM211 76H212V75H211ZM46 77H47V76H46ZM86 77H87V76H86ZM89 77H90V75H89ZM91 77H92V76H91ZM115 77H116V76H115ZM161 77H160V78H161ZM177 77H178V76H177ZM186 77H187V76H186ZM206 77H207V75H206ZM214 77H215V75H214ZM13 78H14V77H13ZM21 78H22V77H21ZM95 78H98V77H95ZM101 78H104V77H101ZM138 78H140V77H138ZM155 78H156V76H155ZM155 78H154V79H155ZM158 78H159V77H158ZM158 78H157V79H158ZM160 78L158 79V81L160 80ZM171 78H172V77H171ZM171 78H170V79H171ZM204 78H205V77H204ZM204 78H203V79H204ZM226 78H227V77H225V79H226ZM25 79H26V78H25ZM29 79H30V78H29ZM107 79H108V78H107ZM118 79H119V77H118ZM120 79H121V78H120ZM136 79H137V78H136ZM172 79H174V78H172ZM192 79H193V78H192ZM192 79H190V80H192ZM203 79H202V80H203ZM211 79L214 81L215 78H211ZM216 79H218V78H216ZM216 79H215V81H216ZM225 79H223V80H225ZM1 80H2V79H1ZM14 80H15V79H14ZM21 80H22V79H21ZM91 80H92V79H91ZM102 80L104 81V79H102ZM114 80H115V79H114ZM161 80H162V79H161ZM163 80H164V79H163ZM163 80H162V81H163ZM174 80H175V79H174ZM174 80H173V81H174ZM198 80H199V79H198ZM219 80H220V79H219ZM219 80H218V81H219ZM33 81H34V80H33ZM84 81H85V80H84ZM88 81H89V80H88ZM88 81H87V82H88ZM93 81H94V80H93ZM96 81L99 82V81H101V80H99V81L96 80ZM96 81H95V82H96ZM108 81H109V80H108ZM155 81H156V80H155ZM169 81H170V80H169ZM193 81H194V80H192V82H193ZM203 81H204V80H203ZM225 81H226V80H225ZM7 82H8V81H7ZM9 82H10V81H9ZM20 82H21V81H20ZM85 82H86V81H85ZM101 82H102V81H101ZM148 82H149V80H147V85H149ZM151 82H153V81H151ZM156 82H157V81H156ZM174 82H175V81H174ZM195 82H197V81H195ZM200 82H201V81H200ZM211 82H212V81H211ZM226 82H227V81H226ZM5 83H6V82H5ZM29 83H30V82H29ZM82 83H83V82H82ZM92 83H93V82H92ZM108 83H109V82H108ZM108 83H107V85H108ZM162 83H163V82H162ZM177 83H178V82H177ZM177 83H176V84H177ZM179 83H181V82L179 81ZM201 83H202V82H201ZM206 83H207V82H206ZM208 83H209V82H208ZM9 84H10V83H9ZM94 84H95V83H94ZM94 84H93V86H94ZM99 84H101V83H99ZM102 84H103V83H102ZM151 84H152V83H151ZM151 84H150V85H151ZM155 84H157V83H155ZM158 84H161V81H160ZM163 84H164V83H163ZM163 84H162V85H163ZM193 84H194V83H193ZM196 84H197V83H196ZM212 84H213V83H212ZM214 84H215V83H214ZM228 84H230V83L228 82ZM228 84H227V85H228ZM27 85H28V84H27ZM73 85H74V84H73ZM77 85H78V84H77ZM91 85H92V84H91ZM105 85H106V84H105ZM107 85H106V87H108ZM134 85H135V84H134ZM153 85H154V84H153ZM170 85H172V84H170ZM170 85H169V86H170ZM194 85H195V84H194ZM203 85H204V83H203ZM203 85H200V83H198V87H199V86H203ZM19 86H20V85H19ZM83 86H84V85H83ZM111 86H112V85H111ZM140 86H141V85H140ZM158 86H159V85H158ZM163 86H164V85H163ZM173 86H174V85H173ZM211 86H212V85H211ZM211 86H210V87H211ZM16 87H17V86H16ZM141 87H142V86H141ZM152 87H154V86H152ZM164 87H165V86H164ZM174 87H175V86H174ZM192 87H193V86H192ZM195 87H196V85H195ZM212 87H213V86H212ZM226 87H227V86H226ZM231 87H232V86H231ZM23 88H24V87H23ZM76 88H77V87H76ZM78 88H79V87H78ZM103 88H104V86H103ZM134 88H136V86H135ZM137 88H138V87H137ZM146 88H148V87L146 86L145 89H146ZM150 88H151V86H150ZM150 88H149V89H150ZM155 88H157L156 85H155ZM175 88H176V87H175ZM190 88H191V87H190ZM6 89H7V88H6ZM9 89H11V88H9ZM25 89H26V88H25ZM27 89H28V88H27ZM62 89H63V87H62ZM74 89H75V88H74ZM110 89H111V88H110ZM139 89H140V88H139ZM141 89H142V88H141ZM145 89H144V90H145ZM151 89H152V88H151ZM151 89H150V90H151ZM167 89H168V88H166V90H167ZM181 89H182V88H181ZM181 89H180V90H181ZM191 89H192V88H191ZM196 89H198V88H196ZM228 89L230 90V87H229ZM260 89H261V88H260ZM13 90H14V89H13ZM39 90H40V89H39ZM82 90H83V89H82ZM112 90H113V88H112ZM160 90H161V89H160ZM162 90L164 91V88H163ZM168 90H169V92H170V87H169ZM168 90H167V91H168ZM210 90H212V89H210ZM225 90H226V89H225ZM11 91H12V90H11ZM15 91H16V90H15ZM21 91H22V90H21ZM79 91H80V90H79ZM84 91H85V90H84ZM84 91H83V92H84ZM102 91H103V90H102ZM118 91H120V88L118 89ZM127 91H128V90H127ZM137 91H138V89H137ZM146 91H148V90H146ZM146 91H144V92L147 93ZM171 91H173V88H172ZM189 91H190V90H189ZM200 91H201V90H200ZM261 91H262V89H261ZM96 92H97V91H96ZM150 92H151V91H150ZM150 92H148V94H147L148 96H149V93H150ZM153 92H154V91H153ZM153 92H152V93H153ZM165 92H166V91H165ZM165 92H164V93H165ZM181 92H182V90H181ZM228 92H229V91H228ZM25 93H26V92H25ZM32 93H33V92H32ZM55 93H56V92H55ZM65 93H66V92H65ZM73 93H74V92H73ZM100 93H101V92H100ZM103 93H104V92H103ZM120 93H121V92H120ZM120 93H119V94H120ZM132 93H133V91H132ZM230 93H231V91H230ZM261 93H262V92H261ZM261 93H260V94H261ZM10 94H11V93H10ZM68 94H69V93H68ZM82 94H83V93H82ZM95 94H96V93H95ZM105 94H106V93H105ZM121 94H122V93H121ZM134 94H136V93H134ZM143 94H144V93L142 92V95H143ZM153 94H154V93H153ZM165 94H166V93H165ZM167 94L169 95V93H167ZM170 94H172V93H170ZM181 94H182V93H181ZM200 94H201V93H200ZM262 94H263V93H262ZM30 95H31V94H29V96H30ZM52 95H53V94H52ZM80 95H81V94H80ZM131 95H132V94H131ZM139 95H140V94H139ZM139 95H138V96H139ZM160 95H161V94H160ZM191 95H192V94H191ZM14 96H15V95H14ZM21 96H23V95H21ZM24 96H25V94H24ZM29 96H28V97H29ZM82 96H83V95H82ZM84 96H85V95H84ZM98 96H99V94H98ZM107 96L109 97V95H107ZM116 96H117V95H116ZM119 96H120V95H119ZM119 96H118V97H119ZM123 96H125V95L123 94ZM126 96H127V95H126ZM134 96H136V95H134ZM145 96H146V94H145ZM148 96H146V97H148ZM152 96H153V95H152ZM152 96H151V98H152ZM162 96H163V95H162ZM187 96H188V95H187ZM189 96H190V94H189ZM198 96H199V94H198ZM198 96H197V97H198ZM261 96H262V95H261ZM9 97H10V95H9ZM16 97H17V96H16ZM28 97H27V98H28ZM41 97H42V96H41ZM44 97H45V96H44ZM44 97H43V98H44ZM59 97H60V96H59ZM68 97H69V96H68ZM71 97H72V96H71ZM78 97H79V96H78ZM80 97H81V96H80ZM86 97H88V96H86ZM86 97H85V98H86ZM95 97H96V96H95ZM100 97H101V96H100ZM105 97H106V96H105ZM121 97H122V95H121ZM146 97H144V98H146ZM154 97H155V96H154ZM154 97H153V98H154ZM160 97H161V96H160ZM165 97H166V95H165ZM167 97H168V96H167ZM171 97H172V96H171ZM180 97H181V96H180ZM180 97H178V98H180ZM199 97H200V96H199ZM6 98H7V97H6ZM19 98H20V97H19ZM25 98H26V97H25ZM32 98H33V97H32ZM39 98H40V97H39ZM45 98H46V97H45ZM64 98H65V97H64ZM66 98H67V97H66ZM81 98H82V97H81ZM81 98H79V99H81ZM103 98H104V96H103ZM125 98H126V97H125ZM128 98H129V97H128ZM131 98H132V97H131ZM131 98H130V99H131ZM137 98H138V97H137ZM139 98H140V97H139ZM148 98H149V97H148ZM163 98H164V97H163ZM169 98H170V97H169ZM173 98H175V97L173 96ZM261 98H262V97H261ZM261 98H260V101H261ZM21 99H22V98H21ZM60 99H61V98H60ZM69 99H70V98H69ZM126 99H127V98H126ZM133 99H136V98H133ZM160 99H161V98H160ZM9 100H10V99H9ZM27 100H28V99H27ZM41 100H42V99H41ZM63 100H64V99H63ZM67 100H68V99H67ZM77 100H78V99H77ZM96 100H97V99H96ZM101 100H102V99H101ZM104 100H105V99H104ZM107 100H108V99H107ZM139 100H140V99H139ZM152 100H153V99H152ZM152 100H151V101H152ZM162 100H164V99H162ZM166 100L168 101V99H166ZM177 100H178V99H177ZM262 100H263V99H262ZM29 101H30V100H29ZM127 101L129 102V104H132V103L135 104V103H136L135 107H133L132 109L130 108V110H128V111H131V112H132V111L134 110V108H136V107H138V109H139V104H140V106L142 105V103H141V102L138 103V101H136V102L134 101V102H132V103H131L130 100H126V102H127ZM145 101H147V100H145ZM158 101H159V100H158ZM4 102H5V101H4ZM18 102H19V101H18ZM33 102H34V101H33ZM94 102H95V101H94ZM104 102H105V101H104ZM117 102H118V98H117ZM117 102H116V103H117ZM126 102H125V103H126ZM142 102H143V101H142ZM148 102H149V101H148ZM148 102H147V103H148ZM160 102H161V100H160ZM160 102H159V105H160ZM174 102H175V101H174ZM176 102H177V101H176ZM263 102H264V100H263ZM263 102H262V103H263ZM9 103H10V102H9ZM15 103H16V101H15ZM82 103H83V102H82ZM109 103H110V100H109ZM137 103H138V104H137ZM152 103H153V102H152ZM238 103H239V102H238ZM11 104H12V103H11ZM16 104H18V103H16ZM33 104H34V103H33ZM89 104H90V103H89ZM93 104H94V103H93ZM107 104H108V103H107ZM113 104L115 105V102H114ZM129 104L126 103V105H129ZM143 104H144V103H143ZM166 104H167V103H166ZM171 104H172V103H171ZM239 104H241V103H239ZM35 105H36V103H35ZM80 105H81V104H80ZM82 105H84V104H82ZM114 105H113V106H114ZM126 105H125V106H126ZM162 105H163V104H162ZM162 105H160L161 108H162L163 106H165V104H164L163 106H162ZM173 105H174V104H173ZM242 105H243V103H242ZM260 105H261V104H260ZM100 106H101V105H100ZM103 106H104V105H103ZM130 106H131V105H130ZM130 106H129V107H130ZM132 106H133V105H132ZM132 106H131V107H132ZM142 106H143V105H142ZM147 106H148V105H147ZM160 106H159V107H160ZM169 106H171V105H169ZM174 106L176 107V104H175ZM239 106H240V105H239ZM261 106H262V105H261ZM261 106H260V107H261ZM3 107H4V106H3ZM14 107H15V106H14ZM17 107H19V106H17ZM75 107H77V106H75ZM82 107H83V106H82ZM82 107H81V108H82ZM110 107H111V106H110ZM9 108H10V107H9ZM45 108H46V107H45ZM97 108H98V107H97ZM157 108H158V107H157ZM164 108H167V107H164ZM258 108H259V107H258ZM2 109H3V108H2ZM13 109H15V108H13ZM79 109H80V108H79ZM79 109H77V110H79ZM89 109H90V108H89ZM92 109H93V108H92ZM99 109H100V108H99ZM105 109H106V108H105ZM123 109H124V105H123ZM127 109H128V108H127ZM136 109H137V108H136ZM140 109H141V107H140ZM144 109H145V108H144ZM147 109H148V107H147ZM147 109H145V110H146V111H149V110H147ZM168 109H169V108H168ZM172 109H173V108H172ZM172 109H171V110H172ZM263 109H264V106H263ZM83 110H85V109H83ZM101 110H102V109H101ZM103 110H104V109H103ZM112 110H114V107H113ZM115 110H116V109H115ZM141 110L144 111L143 109H141ZM156 110H157V109H156ZM173 110H174V109H173ZM27 111H28V110H27ZM29 111H30V110H29ZM42 111H43V110H42ZM90 111H91V110H90ZM94 111H95V110H94ZM110 111H111V110H110ZM120 111H121V110H120ZM124 111H125V110H124ZM146 111H145V112H146ZM181 111H182V110H181ZM259 111H261V110H259ZM262 111H263V110H262ZM3 112H4V111H3ZM21 112H22V111H21ZM113 112H114V111H113ZM113 112H112V113H113ZM115 112H116V113H114V116H115V114H116V115L118 116V118H116L114 121H110L109 119H108V120H105L106 118H104V117L101 118V117H98V115H97L98 119L96 118L97 120L92 121V122H84V123H78V122H77V125L72 123L73 125H76V126H75V129H72V127H70V128L72 129V131H69V130L66 131V129H64V126H63V128H62L61 126H58V127H52L51 132H50V130H49V129H50L49 127H48V129L45 128V129H46V132H43V131H42V132H37V133L35 132L36 135H34V134L31 135L30 140L32 139V141L34 142V144L36 145L37 148L34 147V148H36V149L33 150V151H31V152H33V153L35 154V155H34L35 159L37 158V159H39V160L50 159V158H51L50 156H53V157H54L55 155H60V156H61L62 154H66V153L68 154V153H69V154L67 155V160H68V158H69L68 156L70 155L71 152H76V154H79V153H81V152H82V153H86V152H87L90 148H92L94 145L96 146V144H99V143L102 141V140H101V141H99V140H100L101 137H103L104 135L106 136V131H108V129H112L113 127H116V128L118 127V129H119L120 126H121V127H124V126H126V125H128V126L130 127V125H131L130 122H129L130 124H128L127 122H123V119H124L123 116H126V113L124 114V112H123V113H122L123 116H122V117H121V116L119 117V115H120L119 110H117V111H115ZM135 112H136V114L138 113L137 111H135ZM135 112H132V113L135 114ZM139 112H140V114L142 113L141 111H139ZM145 112H143V113H145ZM149 112H150V111H149ZM163 112H164V111H163ZM48 113H50V112H48ZM51 113H52V112H51ZM51 113H50V114H51ZM79 113H80V112H79ZM79 113H77V114H79ZM81 113H82V112H81ZM102 113H103V111H102ZM109 113H110V112H109ZM118 113H119V115H118ZM127 113H128V112H127ZM132 113H131V114H132ZM151 113H152V112H151ZM155 113H156V111H155ZM160 113H161V112H160ZM168 113H169V112H168ZM176 113H178V112H176ZM179 113H181V112H179ZM179 113H178V115H179ZM19 114H20V113H19ZM69 114H70V113H69ZM82 114H83V113H82ZM95 114H96V113H95ZM122 114H121V115H122ZM138 114H139V113H138ZM163 114H164V113H163ZM169 114H170V113H169ZM184 114H185V112H184ZM240 114H243V113H240ZM58 115H59V114H58ZM83 115H84V114H83ZM92 115H93V114H92ZM143 115H144V114H143ZM148 115H149V113H148ZM158 115H159V113H158ZM174 115H175V113H174ZM178 115H176V116H178ZM180 115H181V114H180ZM238 115H239V114H238ZM245 115H247V114H245ZM250 115H251V114H250ZM16 116H17V115H16ZM24 116H25V115H24ZM69 116H70V115H69ZM73 116H74V115H73ZM73 116H72V117H73ZM89 116H90V114H89ZM95 116H96V115H95ZM131 116H132V115H131ZM137 116H138V115H137ZM144 116H145L146 118L148 117V116H146V114H145ZM144 116H143V117H144ZM153 116H154V118H155L156 114H155V115H152L151 117H153ZM162 116H163V115H162ZM162 116H161V117H162ZM172 116H173V115H172ZM176 116H175V117H176ZM181 116H183V115H181ZM263 116H264V115H263ZM4 117H5V116H4ZM11 117H12V116H11ZM18 117H19V116H18ZM20 117H21V116H20ZM26 117H28V116H26ZM127 117H128V119L130 118V116H127ZM133 117H134V116H133ZM164 117H165V116H164ZM184 117H185V116H183V120H184ZM241 117H242V116H241ZM243 117H244V116H243ZM246 117H247V116H246ZM54 118H55V117H54ZM77 118H78V117H77ZM90 118H91V117H90ZM119 118H120V119H119ZM148 118L150 119V117H148ZM157 118H158V117H157ZM173 118H174V117H173ZM173 118H172V119H173ZM176 118H177V120H178V117H176ZM188 118H189V117H188ZM188 118H187V119H188ZM261 118H262V117H261ZM11 119H12V118H11ZM15 119H16V118H15ZM41 119H43V118H41ZM68 119H69V118H68ZM75 119H76V118H75ZM125 119H126V117H125ZM128 119H127V120H128ZM131 119H132V118H131ZM133 119H134V118H133ZM136 119H137V118H135V120H136ZM140 119H142V118L140 117ZM140 119H139V120H140ZM161 119H162V118H161ZM179 119H180V118H179ZM247 119H248V118H247ZM18 120H19V119H18ZM25 120H26V119H25ZM25 120H23V121H25ZM38 120H39V119H38ZM45 120H46V119H45ZM64 120H65V119H64ZM64 120H63V121H64ZM70 120H71V119H70ZM76 120H77V119H76ZM144 120H145V119H144ZM144 120H142V121H144ZM159 120H160V119H158V122L161 121V120H160V121H159ZM163 120H164V119H163ZM185 120H186V119H185ZM33 121H34V120H33ZM58 121H59V120H58ZM124 121H125V120H124ZM146 121H147V120H146ZM153 121H154V120H153ZM155 121L157 122V120H155ZM7 122H8V121H7ZM11 122H14V121H11ZM17 122H18V121H17ZM36 122H37V121H36ZM40 122H41V121H39V123H40ZM61 122H62V121H61ZM69 122L71 123V121H69ZM74 122H75V120H74ZM82 122H83V121H82ZM122 122H123V123H122ZM134 122H135V121H133L132 123H134ZM149 122H150V121H149ZM151 122H152V120H151ZM151 122H150V123H151ZM164 122H165V121H164ZM168 122H169V121H168ZM176 122H177V121H176ZM51 123H52V122H51ZM124 123H126V125H125ZM138 123H139V122H138ZM142 123H143V122H142ZM142 123H141V124H142ZM144 123H145V121H144ZM150 123H149V126H148V127H150ZM169 123H170V122H169ZM29 124H30V123H29ZM66 124H67V123H66ZM122 124H123V126H122ZM141 124H140V125H141ZM147 124H148V123H147ZM151 124H152V123H151ZM154 124H156V123L154 122ZM160 124H161V123H160ZM165 124H166V123H165ZM6 125H8V124H6V121L3 119V117H2L1 114H0V129H1L2 132H4V130L7 129V128H6ZM12 125H13V124H12ZM42 125H43V124H42ZM44 125H45V124H44ZM132 125H133V124H132ZM136 125H137V124H136ZM140 125H138V127H139ZM143 125H145V124H143ZM191 125H192V128L189 129L187 135H188V134H189V135H192V134H194V133L196 132V129H195V132H194V129H193V125H194V124H191ZM191 125H190V127H191ZM51 126H52V125H51ZM53 126H54V125H53ZM152 126L155 127V125H152ZM24 127H25V126H24ZM32 127H33V126H32ZM38 127H39V126H38ZM38 127L36 128V130H38V129L40 128V127H39V128H38ZM73 127H74V126H73ZM126 127H127V126H126ZM134 127H136V126L134 125ZM158 127H159V126H158ZM158 127H157V128H158ZM190 127H189V128H190ZM18 128H19V127H18ZM67 128H68V126H67ZM107 128H108V129H107ZM116 128H114V129H115L114 131H116ZM139 128H140V127H139ZM139 128H135V130H133L132 128H128V127H127V130L130 129V130H131L130 132H132V131H136V129H139ZM144 128H145V127H144ZM150 128H151V127H150ZM152 128H153V127H152ZM194 128H197V127L194 125ZM8 129H9V128H8ZM43 129H44V128H43ZM43 129H42V130H43ZM122 129H124V128H121V129H119V131H118V130H117V131L120 132V130H122ZM125 129H126V128H125ZM155 129H156V128H155ZM36 130H35V131H36ZM105 130H106V131H105ZM140 130H142V129H140ZM145 130H146V128H145ZM150 130H151V129H150ZM158 130H159V129H158ZM6 131H7V130H6ZM38 131H39V130H38ZM40 131H41V130H40ZM44 131H45V130H44ZM104 131H105V134L103 135V132H104ZM114 131H113V132H114ZM146 131H147V130H146ZM113 132L111 131V133H113ZM118 132H116V133H118ZM122 132H124V131H122ZM125 132L128 133L129 131H125ZM136 132H137V131H136ZM148 132H149V130H148ZM158 132H159V131H158ZM4 133H5V132H4ZM45 133H46V134H45ZM116 133H115V134H116ZM126 133H123V135H125ZM21 134H22V133H21ZM108 134H110V133H108ZM115 134L113 133V136H116ZM119 134H120V136L122 135L121 132H120ZM133 134H134V132H133ZM148 134H149V133H148ZM0 135H2V134H0ZM24 135H25V134H24ZM110 135H112V134H110ZM110 135H109V136H110ZM127 135H128V134H126V136H127ZM136 135H137V134H136ZM143 135L145 136V134H143ZM146 135H147V134H146ZM17 136H18V135H17ZM48 136H50V137L52 138V141H53V142H52L51 144H50V143H47L48 140H47L46 138H47ZM105 136H104V137H105ZM113 136H112V137H113ZM117 136H118V135H117ZM120 136H118V137H120ZM126 136H125V137H126ZM128 136H130V135H128ZM132 136H133V135H131V137H132ZM144 136H143V138H144ZM104 137H103V138H104ZM135 137H137V136H135ZM236 137H237V136H236ZM48 138H49V137H48ZM103 138H102V139H103ZM105 138H106V137H105ZM148 138H149V137H148ZM6 139H7V138H6ZM111 139H112V138H111ZM115 139H116V137L114 138V140H115ZM120 139H121V138H120ZM128 139H129V138H127L126 140L128 141ZM2 140H3V139H2ZM8 140H9V139H8ZM117 140H118V138L116 139V141H117ZM140 140H141V139H140ZM142 140H143V139H142ZM148 140H149V139H148ZM151 140H152V139H151ZM236 140H237V138H236ZM12 141H13V140H12ZM111 141H112V140H111ZM118 141H119V140H118ZM122 141H124V140H122ZM233 141H234V140H233ZM97 142H98V143H97ZM107 142H108V141H107ZM112 142H113V141H112ZM112 142H111V143H112ZM124 142H125V141H124ZM133 142H134V141H133ZM137 142H138V141H136V143H137ZM139 142H140V141H139ZM143 142H144V141H143ZM229 142H230V141H229ZM239 142H240V141H239ZM244 142H245V141H244ZM4 143H5V142H4ZM17 143H18V142H17ZM108 143H110V142H108ZM115 143H117V142H115ZM120 143H121V142H120ZM141 143H142V142H141ZM20 144H21V143H20ZM154 144H155V142H154ZM227 144H228V143H227ZM232 144H233V142H232ZM238 144H239V143H238ZM244 144H245V143H244ZM244 144H243V145H244ZM128 145H129V144H128ZM133 145H134V144H133ZM137 145H138V144H137ZM116 146H117V145H116ZM120 146H121V144H120ZM135 146H136V145H135ZM138 146H139V145H138ZM138 146H137V147H138ZM149 146H150V145H149ZM153 146H154V145H153ZM231 146H234V144L231 145ZM0 147H2V149H4V148H8V149H9V148H10V145H8L7 143H6V144L1 143V146H0ZM3 147H4V148H3ZM19 147H20V145L16 144L15 148H16V149H20L21 147H20V148H19ZM125 147H126V146H125ZM127 147H128V146H127ZM133 147H134V146H133ZM141 147H142V146H141ZM158 147H159V146H158ZM158 147H157V148H158ZM235 147H236V146H235ZM239 147L241 148V145H240ZM11 148H12V147H11ZM11 148H10V149H11ZM108 148H109V147H108ZM108 148H107V149H108ZM111 148H112V147H111ZM129 148H130V147H129ZM151 148H152V147H151ZM151 148H150V150H151ZM32 149H33V148H32ZM112 149H114V148H112ZM137 149H138V148H137ZM154 149H155V148H154ZM231 149H232V147H231ZM234 149H236V148H234ZM238 149H239V148H238ZM0 150H1V149H0ZM21 150H22V149H21ZM40 150H41V151H40ZM43 150H44V151H43ZM104 150H105V149H104ZM109 150H111V149H109ZM109 150H108V151H109ZM125 150H126V149H125ZM127 150H128V148H127ZM127 150H126V151H127ZM130 150H131V149H130ZM141 150H142V149H141ZM143 150H144V149H143ZM152 150H153V149H152ZM243 150H244V148H243ZM1 151H2V150H1ZM22 151H23V150H22ZM113 151H115V150H113ZM113 151H112V152H113ZM123 151H124V150H123ZM123 151H122V153H123ZM128 151H129V150H128ZM133 151H134V149H133ZM136 151H137V150H136ZM31 152H30V153H31ZM134 152H135V151H134ZM134 152H133V153H134ZM145 152H146V150H145ZM145 152H144V153H145ZM231 152H232V151H231ZM233 152H234V151H233ZM239 152H240V151H238V153H239ZM243 152H244V151H243ZM0 153H1V152H0ZM3 153H4V152H3ZM6 153H8V152H6ZM53 153H54V154H53ZM124 153H125V151H124ZM126 153H127V152H126ZM135 153H137V152H135ZM135 153H134V154H135ZM144 153H142V154H144ZM146 153H147V152H146ZM248 153H249V152H248ZM262 153H263V152H262ZM8 154H9V153H8ZM12 154H13V153H12ZM15 154H16V153H15ZM52 154H53V155H52ZM110 154H111V153H110ZM113 154H114V153H113ZM113 154H112V155H113ZM130 154H132V153L130 152ZM228 154H229V153H228ZM234 154H236V153H234ZM239 154H240V153H239ZM239 154H238V156H239ZM242 154H243V153H242ZM242 154H241V155H242ZM244 154H246V153H244ZM259 154L262 155L261 153H259ZM259 154H258V155H259ZM263 154H264V153H263ZM10 155H11V154H10ZM71 155H72V154H71ZM79 155H81V154H79ZM101 155H102V154H101ZM138 155H139V154H138ZM146 155H147V154H146ZM149 155H150V154H149ZM250 155H251V154H250ZM258 155H257V156H258ZM260 155H259V156H260ZM0 156H1V154H0ZM12 156H13V155H12ZM15 156H16V155H15ZM15 156H14V157H15ZM65 156H66V155H65ZM65 156H63V157L61 156V157L64 158ZM75 156H76V155H75ZM75 156H74V158H75ZM125 156H126V155H125ZM133 156H134V155H133ZM139 156H140V155H139ZM238 156H237V159H238ZM1 157H2V156H1ZM4 157H5V156H4ZM10 157H11V156H10ZM70 157L73 158V155L70 156ZM77 157H78V155H77ZM79 157H80V156H79ZM81 157H82V156H81ZM101 157H102V156H101ZM106 157H107V156H106ZM135 157H136V155H135ZM232 157H233V156H232ZM247 157H248V155L246 156V158H247ZM99 158H100V157H99ZM108 158H109V157H108ZM108 158H107V159H108ZM116 158H117V157H116ZM221 158H222V157H221ZM234 158H235V157H234ZM234 158H233V160H234ZM251 158H252V157H251ZM64 159H65V158H64ZM83 159H84V158H83ZM103 159H104V158H103ZM110 159H111V158H110ZM110 159H109V162H111ZM133 159H134V157H133ZM138 159H139V158H138ZM230 159H232V158H230ZM247 159H248V158H247ZM256 159L258 160L259 157L256 158ZM256 159H255V160H256ZM0 160H1V159H0ZM3 160H4V159H3ZM78 160H79V159H78ZM84 160H85V159H84ZM130 160H131V159H130ZM149 160H150V159H149ZM235 160H236V159H235ZM252 160H253V159H252ZM262 160H263V158H262ZM6 161H7V160H6ZM9 161H10V160H9ZM28 161H30V159H29ZM53 161H54V160H53ZM62 161H63V160H62ZM62 161H61V162H62ZM71 161H72V160H71ZM75 161H76V160H75ZM81 161H82V160H81ZM106 161H107V160L105 159V162H106ZM133 161H134V160H133ZM138 161L140 162L141 160H138ZM220 161H221V160H220ZM247 161H248V160H247ZM250 161H251V160H250ZM253 161H254V160H253ZM260 161H261V160H260ZM0 162H1V161H0ZM4 162H5V161H4ZM32 162H33V161H32ZM46 162H50V161L47 160ZM63 162H64V161H63ZM72 162H73V161H72ZM145 162L147 163V161H145ZM223 162H224V161H223ZM233 162H235V161H233ZM251 162H252V161H251ZM262 162H263V161H262ZM262 162H261V163H262ZM2 163H3V162H2ZM56 163H58L57 160H56ZM100 163H103V162H100ZM116 163H117V162H116ZM116 163H115V164H116ZM126 163H127V162H126ZM140 163H141V162H140ZM146 163H145V164H146ZM152 163H153V162H152ZM221 163H222V162H221ZM221 163H220V164H221ZM237 163H239V162H237ZM247 163H248V162H247ZM8 164L10 165V163H8ZM13 164H14V163H13ZM52 164H53V163H52ZM75 164H76V163H75ZM103 164H104V163H103ZM143 164H144V163H143ZM220 164H219V166H220ZM222 164H223V163H222ZM224 164H225V162H224ZM240 164H241V163H240ZM242 164H243V163H242ZM242 164H241V165H242ZM248 164H249V163H248ZM1 165H2V164H1ZM3 165H4V163H3ZM31 165H32V164H31ZM43 165H44V164H43ZM49 165H50V164H49ZM56 165H57V164H56ZM63 165H66V164H63ZM78 165H79V164H78ZM109 165H110V164H109ZM136 165H137V163H136ZM246 165H247V164H246ZM254 165H255V164H254ZM261 165H262V167H263V164H261ZM37 166H38V165H37ZM44 166H45V165H44ZM54 166H55V165H54ZM58 166H59V165H58ZM114 166H115V165H114ZM128 166H129V165H128ZM134 166H135V165H134ZM134 166H133V167H134ZM140 166H141V165H140ZM213 166H214V165H213ZM215 166L217 167V165H215ZM231 166H232V165H231ZM237 166H238V165H237ZM242 166H243V165H242ZM247 166H248V165H247ZM247 166H246V167H247ZM252 166H253V163H252ZM3 167H4V166H3ZM11 167H13V166H11ZM16 167H17V166H15V169H16ZM25 167H26V166H25ZM27 167H28V166H27ZM63 167H64V166H63ZM97 167H100V168H101V165H100V166L98 165ZM144 167H145V166H144ZM144 167H143V168H144ZM149 167H150V166H149ZM220 167H221V166H220ZM238 167H239V166H238ZM248 167L250 168V166H248ZM260 167H261V166H260ZM262 167H261V169H262ZM6 168H7V167H6ZM36 168H37V167H36ZM52 168H53V167H52ZM52 168H51V169H52ZM135 168H136V166H135ZM151 168H152V166H151ZM228 168H230V166H229ZM13 169H14V168H13ZM29 169H30V168H29ZM46 169H47V168H46ZM46 169H44V170H46ZM49 169H50V168H49ZM97 169H98V168H97ZM101 169H103V167H102ZM214 169H215V167H214ZM225 169H226V168H225ZM234 169H235V168H234ZM239 169H240V168H239ZM244 169H245V168H244ZM244 169H242V170H244ZM8 170H9V168H8ZM11 170H12V169H11ZM25 170H26V169H25ZM65 170H66V169H65ZM106 170H107V169H106ZM137 170H138V169H137ZM139 170H140V169H139ZM139 170H138V171H139ZM221 170H222V169H221ZM229 170H231V169H229ZM229 170H228V171H229ZM245 170H246V169H245ZM247 170H248V169H247ZM258 170H259V169H258ZM263 170H264V168L262 169V171H263ZM14 171H15V170H14ZM16 171H17V170H16ZM48 171H49V170H48ZM50 171H51V170H50ZM53 171H54V170H52V172H53ZM226 171H227V169H226ZM235 171H236V170H235ZM20 172H21V171H20ZM26 172H27V171H26ZM59 172H61V171H59ZM63 172H64V171H63ZM63 172H62V173H63ZM97 172H98V171H97ZM105 172H106V171H105ZM211 172H213V171H211ZM215 172H216V171H215ZM215 172H214V173H215ZM230 172H231V171H230ZM230 172H228V173H230ZM260 172H261V171H260ZM95 173H96V172H95ZM225 173H226V172H225ZM241 173H243V171H242ZM241 173H240V174H241ZM258 173H259V172H258ZM14 174H15V173H14ZM27 174H28V173H27ZM49 174H50V173H49ZM220 174H221V173H220ZM222 174H224V173H222ZM222 174H221V175H222ZM240 174H239V175H240ZM10 175H11V174H10ZM12 175H13V174H12ZM16 175H17V174H16ZM99 175L102 176V174H99ZM248 175H249V174H248ZM258 175H259V174H258ZM263 175H264V174H263ZM263 175H262V176H263ZM4 176H5V175H4ZM49 176H50V175H49ZM215 176H216V175H215ZM224 176H225V175H224ZM227 176H228V175H227ZM242 176H243V174H242ZM249 176H250V175H249ZM17 177H18V176H17ZM104 177H105V176H104ZM230 177H231V176H230ZM245 177H246V175H245ZM53 178H54V177H53ZM60 178H61V176H60ZM190 178H191V177H190ZM190 178H189V179H190ZM222 178H223V177H222ZM228 178H229V177H228ZM228 178H227V179H228ZM241 178H243V177H241ZM6 179H7V178H6ZM19 179H20V178H19ZM100 179H102V178H100ZM223 179H224V178H223ZM231 179H232V177H231ZM231 179H229V180H231ZM243 179H244V178H243ZM245 179H246V178H245ZM248 179H250V178H248ZM44 180H45V179H44ZM48 180H49V177H48ZM91 180H92V179H91ZM95 180H96V179H95ZM98 180H99V179H98ZM219 180H220V179H219ZM221 180H222V179H221ZM221 180H220V181H221ZM13 181H14V180H13ZM50 181H52V180H50ZM50 181L47 182V183L45 182V183H46V184H45L46 198L48 199L47 201L49 202V204H50L53 208L59 210V208L61 209V206H60V203H59V202H60V200H59V193H58V191L54 188V186L52 185V183H51ZM54 181H55V180H54ZM96 181H97V180H96ZM192 181H193V180H192ZM204 181H205V180H204ZM206 181H207V180H206ZM223 181H224V180H223ZM223 181H222V184H223ZM225 181H226V179H225ZM225 181H224V182H225ZM231 181H232V180H231ZM236 181H237V180H236ZM0 182H1V181H0ZM15 182H16V181H15ZM179 182H180V181H179ZM198 182H199V181H198ZM227 182H228V181H227ZM227 182H226V183H227ZM238 182H240V180H239ZM10 183H11V182H10ZM89 183H90V182H89ZM209 183H210V182H209ZM236 183H237V182H236ZM241 183H242V182H241ZM205 184H207V186H208V183H205ZM210 184H211V183H210ZM219 184H221V183H219ZM22 185H23V184H22ZM90 185H91V183H90ZM185 185H186V184H185ZM192 185H193V184H192ZM211 185H212V184H211ZM211 185H210V186H211ZM227 185H228V183H227ZM233 185H234V184H233ZM11 186H12V185H11ZM181 186H182V185H181ZM183 186H184V185H183ZM200 186H201V185H200ZM214 186H215V185H214ZM224 186H226V184H225ZM228 186H229V185H228ZM230 186H232V184H231ZM235 186H236V185H235ZM240 186H242V184H241ZM4 187H5V186H4ZM7 187H8V186H7ZM187 187H188V186H187ZM208 187H209V186H208ZM212 187H213V186H212ZM8 188H9V187H8ZM86 188H87V187H86ZM218 188H219V186H218ZM237 188H238V187H237ZM15 189H16V188H15ZM178 189H179V188H178ZM222 189H223V187H222ZM231 189H232V188H231ZM233 190H235V189H233ZM1 191H3V189H2ZM4 191H6V190H4ZM4 191H3V192H4ZM20 191H21V189H20ZM29 191H30V190H29ZM32 191H34V190H32ZM81 191H82V190H81ZM84 191H85V190H84ZM84 191H83V192H84ZM230 191L233 192L232 190H230ZM230 191H229V192H230ZM7 192H8V191H7ZM17 192H18V191H17ZM34 193H35V192H34ZM60 193H61V192H60ZM80 193H81V192H80ZM184 193H185V192H184ZM186 193H187V192H186ZM219 193L221 194V192H219ZM236 193H237V192H236ZM18 194H19V192H18ZM94 194H95V193H94ZM172 194H173V193H172ZM176 194H177V193H176ZM180 194H181V193H180ZM195 194H196V193H195ZM220 194H219V195H220ZM4 195H5V194H4ZM16 195H17V194H16ZM28 195H29V194H28ZM234 195H235V194H234ZM237 195H238V193H237ZM173 196H174V195H173ZM177 196H179V195H177ZM203 196H204V195H203ZM209 196H210V194H209ZM214 196H216V195H214ZM230 196H231V194H230ZM0 197H1V195H0ZM5 197H6V196H5ZM24 197H25V195H22V196L19 198L20 201H21ZM27 197H28V196H27ZM171 197H172V195H171ZM171 197H170V198H171ZM175 197H176V196H175ZM219 197H220V196H219ZM222 197H224V196H221V198H219V201L222 199ZM225 197H226V196H225ZM234 197H235V196H234ZM6 198H7V197H6ZM185 198H186V197H185ZM187 198H188V197H187ZM211 198H213V197H211ZM231 198H232V197H231ZM231 198H230V202H231L232 199H234V198H232V199H231ZM237 198H238V197H237ZM26 199H28V198H26ZM172 199H173V198H172ZM217 199H218V198H217ZM224 199H225V198H224ZM17 200H18V199H17ZM37 200H38V199H37ZM165 200H167V199H165ZM168 200H169V199H168ZM210 200H211V199H210ZM210 200H209V201H210ZM215 200H216V199H215ZM5 201H6V200H5ZM18 201H19V200H18ZM27 201H28V200H27ZM175 201H176V200H175ZM182 201H183V199H182ZM200 201H201V200H200ZM213 201H214V200H212L211 203H212ZM217 201H218V200H217ZM217 201L215 202V203H216V206H217ZM222 201H225V200H222ZM237 201H238V199L236 200V202H237ZM32 202H33V201H32ZM61 202H62V201H61ZM3 203H5V202H3ZM7 203H9V202H7ZM161 203H162V202H161ZM165 203H167V201H166ZM168 203H169V202H168ZM170 203H171V202H170ZM174 203H175V202H174ZM178 203H179V202H178ZM206 203H207V200H206ZM215 203H214V204H215ZM218 203H219V202H218ZM222 203H223V202H222ZM222 203H221V204L219 203V204L221 205V206L219 205V207H221V208L223 209L224 206H222ZM5 204H6V203H5ZM17 204H18V203H17ZM224 204H226V203H223V205H224ZM14 205H15V204H14ZM63 205H64V204H63ZM100 205H101V204H100ZM161 205H162V204H161ZM172 205H173V204H172ZM182 205H183V204H182ZM194 205H195V204H194ZM7 206H8V205H7ZM103 206H104V205H103ZM165 206H166V205H165ZM179 206H180V205H179ZM188 206H189V205H188ZM192 206H193V205H192ZM202 206H203V205H202ZM207 206H208V205H207ZM213 206H214V205H212V207H213ZM225 206H226V205H225ZM232 206H234V204H233ZM235 206H236V204H235ZM15 207H16V206H15ZM64 207H65V206H64ZM101 207H102V206H101ZM161 207H162V206H161ZM193 207H195V206H193ZM198 207H199V205L197 204V208H198ZM103 208H104V207H103ZM166 208H167V207H166ZM180 208H181V207H180ZM197 208H194V210H195V209L197 210ZM234 208H235V207H234ZM1 209H2V208H1ZM13 209H14V208L12 207L11 209L8 210V211H9L8 213H9V216H10V217L13 216V214H11V212H13ZM55 209H54V210H55ZM167 209H168V208H167ZM171 209H172V208H171ZM182 209H183V208H182ZM199 209H200V210H198V211H201V208H200V207H199ZM213 209H214V208H213ZM215 209H216V208H215ZM219 209H220V208H219ZM222 209H220V210H221V212L223 213V210H222ZM229 209H230V208H229ZM6 210H7V209H6ZM6 210L4 209V210H0V211H1V213H5V212H7ZM52 210H53V209H52ZM207 210H209V207H207ZM101 211H102V210H101ZM162 211H163V210H162ZM166 211H167V210H166ZM181 211H182V210H181ZM192 211H193V210H192ZM198 211H197V212H198ZM210 211H211V210H210ZM210 211H209V213H211ZM212 211H214V210H212ZM216 211H217V210H216ZM226 211H227V210L225 209V212H226ZM56 212H57V211H56ZM109 212H111V211H109ZM168 212H169V211H168ZM175 212H176V211H175ZM194 212H195V211H194ZM194 212H192V213H194ZM197 212H196V213H197ZM201 212H202V211H201ZM214 212H215V211H214ZM160 213H161V211H160ZM170 213H171V212H170ZM172 213H173V212H172ZM177 213H178V212H177ZM180 213H181V212H180ZM199 213H200V212H198V215H199ZM202 213H203V212H202ZM202 213H201V214H202ZM212 213H213V212H212ZM165 214H167V213L165 212ZM168 214H169V213H168ZM201 214H200V215H201ZM203 214H204V213H203ZM203 214H202V215H203ZM1 215H2V214H1ZM15 215H17V216L20 215V216H21V214H17V213H16ZM15 215H14V216H15ZM162 215H163V214H162ZM177 215H178V214H177ZM183 215H184V214H183ZM185 215H186V214H185ZM194 215H195V213H194ZM204 215L206 216V213H205ZM219 215H220V214H219ZM224 215H225V214H223V216H224ZM227 215H228V214H227ZM227 215H225V216L228 218ZM229 215H230V214H229ZM14 216H13V218H14ZM20 216H19V217H20ZM60 216H61V215H60ZM171 216H172V215H171ZM187 216H188V215H187ZM189 216H190V215H189ZM196 216H197V215H196ZM19 217H17V218H19ZM197 217H198V216H197ZM197 217H196V218H197ZM202 217H203V216H202ZM202 217L200 216V220H201V221H202ZM206 217L209 218L208 215H207ZM218 217H219V216H218ZM218 217H217V218H218ZM226 217H225L224 219H226ZM230 217H231V216H229V219H230ZM4 218H5V217H4ZM17 218H16V219H17ZM179 218H180V217H179ZM183 218H184V217H183ZM192 218H193V217H191V220H192ZM196 218H194V219L196 220ZM215 218H216V217H215ZM220 218H222V216H221ZM161 219H162V218H161ZM209 219H210V218H209ZM213 219H214V218H213ZM3 220H4V219H3ZM19 220H21V219H19ZM51 220H52V219H51ZM210 220H211V219H210ZM218 220H219V219H218ZM220 220H221V219H220ZM220 220H219V221H220ZM14 221H15V220H14ZM54 221H55V220H54ZM160 221H161V220H160ZM173 221H174V219H173ZM178 221H179V220H178ZM188 221H189V220H188ZM215 221H217V220H215ZM221 221H222V220H221ZM16 222H17V221H16ZM157 222H158V221H157ZM186 222H187V221H186ZM209 222H210V221H209ZM158 223H159V222H158ZM165 223H166V222H165ZM165 223H164V224H165ZM177 223H178V222H177ZM191 223H192V221H191ZM203 223H204V222H203ZM207 223H208V222H207ZM207 223H206V224H207ZM211 223H212V222H211ZM211 223H209V224H211ZM213 223H214V222H213ZM215 223H216V222H215ZM50 224H51V223H50ZM166 224H168V223H166ZM174 224H175V223H174ZM174 224H173V225H174ZM181 224H182V223H181ZM181 224L179 223V225H181ZM192 224L197 225L198 228H199V226L201 225V222L199 223L200 225H198L197 221H196V222L194 221ZM1 225H2V224H1ZM11 225H12V224H11ZM11 225H10V226H11ZM214 225H215V224H214ZM51 226H53V224H52ZM169 226H170V225H169ZM197 226H196V227H197ZM62 227H63V226H62ZM135 227H137V226H135ZM159 227H160V225H159ZM165 227H167V226H165ZM178 227H179V226H178ZM182 227H183V226H182ZM185 227H186V226H185ZM191 227H192V226H191ZM191 227H190V228H191ZM196 227L194 228V226H193L194 229H196ZM201 227H202V225H201ZM204 227H205V226H204ZM209 227H210V226H209ZM56 228H57V227H56ZM145 228H146V227H145ZM160 228H161V227H160ZM170 228H171V227H170ZM176 228H177V227H176ZM176 228H174L173 231H175ZM183 228H184V227H183ZM183 228H182V229H183ZM187 228H188V227H187ZM190 228H188V229L190 230ZM179 229H180V228H179ZM179 229H178V230H179ZM182 229H181V230H182ZM212 229H213V228H212ZM214 229H215V228H214ZM61 230H62V229H61ZM66 230H68V229H66ZM192 230H193V229H192ZM199 230H200V228H199ZM9 231H10V230H9ZM55 231H56V230H55ZM195 231H196V230H195ZM208 231H209V230H208ZM213 231L215 232V230H213ZM66 232L69 233L68 231H66ZM189 232H190V231H189ZM189 232H187V233H189ZM193 232H194V231H193ZM49 233H50V232H49ZM49 233H48V234H49ZM170 233H171V232H170ZM191 233H192V231H191ZM194 233H195V232H194ZM211 233H212V232H211ZM218 233L220 234V232H218ZM218 233L216 232L215 234H218ZM230 233H231V232H230ZM59 234H60V232H59ZM64 234H65V232H64ZM127 234H128V233H127ZM179 234H180V233H179ZM183 234H184V233H183ZM192 234H193V233H192ZM198 234H199V233H198ZM209 234H210V232H209ZM212 234H213V233H212ZM215 234H213V235H214V240L217 241V239H215V238H217L219 235H215ZM221 234H222V233H221ZM223 234H224V233H223ZM49 235H50V234H49ZM104 235H105V233H104ZM168 235H169V234H168ZM180 235H181V234H180ZM193 235H194V234H193ZM193 235H192V236H193ZM195 235H197V234L195 233ZM213 235L211 236V238H213ZM225 235H226V233H225ZM225 235H224V236H223V235H220V236H222V237H223L222 239H224V238L226 237ZM231 235H232V234H231ZM231 235H230V236H231ZM234 235H236V234L234 233ZM234 235H232V236H234ZM62 236H63V234H62ZM65 236H66V235H65ZM122 236H123V235H122ZM190 236H191V234H190ZM56 237H57V236H56ZM197 237H198V236H197ZM235 237H236V236H235ZM67 238H68V236H67ZM70 238H71V237H70ZM121 238H124V237H121ZM170 238H171V237H170ZM187 238H188V236H187ZM230 238H231V237H230ZM230 238H229V239H230ZM57 239H58V238H57ZM107 239H108V238H107ZM136 239H137V238H136ZM190 239H191V238H190ZM196 239H197V238H196ZM205 239H206V238H205ZM219 239H220V238H219ZM51 240H52V239H51ZM68 240H69V239H68ZM119 240H120V239H119ZM131 240H132V239H131ZM169 240H170V239H169ZM175 240H176V239H175ZM208 240H210V238H209ZM212 240H213V239H212ZM212 240H211V241H212ZM226 240H227V237H226ZM52 241H54V240H52ZM70 241H71V240H70ZM70 241H69V243H70ZM135 241H136V240H135ZM138 241H139V240H138ZM193 241H194V240H193ZM211 241H208V245H209V242H211ZM228 241H230V240H228ZM123 242H124V241H123ZM129 242H130V241H129ZM174 242H175V241H174ZM198 242H199V240H198ZM214 242H215V241H214ZM214 242H212V243H214ZM217 242H218V241H217ZM222 242H223V240H222ZM11 243H12V242H11ZM54 243H55V242H54ZM58 243H59V242H58ZM63 243H65V241H64ZM117 243H118V242H117ZM171 243H172V242H171ZM187 243H188V242H187ZM218 243H220V242H218ZM218 243H216V244H218ZM60 244H61V243H60ZM206 244H207V243H206ZM214 244H215V243H214ZM6 245H7V243H6ZM9 245H10V244H9ZM54 245H55V244H54ZM63 245H64V244H63ZM67 245H68V244H67ZM125 245H126V244H125ZM129 245H130V244H129ZM135 245H136V244H135ZM189 245H190V244H189ZM193 245H194V244H193ZM193 245H192V246H193ZM195 245H196V244H195ZM220 245H221V244H218L217 246H220ZM192 246H191V248H192ZM197 246H198V245H197ZM197 246H195V247H197ZM203 246H205V245H203ZM210 246H212V245H210ZM214 246L217 247L216 245H214ZM10 247H11V246H10ZM10 247H9V248H10ZM55 247H56V246H55ZM72 247H73V246H72ZM129 247H130V246H129ZM193 247H194V246H193ZM215 247H214V248H215ZM52 248H53V247H52ZM208 248L210 249L209 246L207 247V249H208ZM214 248H213V251H216V250H214ZM217 248H219V247H217ZM71 249H72V248H71ZM187 249H190V248H187ZM205 249H206V248H205ZM207 249H206V250H207ZM209 249H208V250H209ZM215 249H216V248H215ZM6 250H7V249H6ZM10 250H11V249H10ZM10 250H9V251H10ZM65 250H66V249H65ZM191 250H192V249H191ZM194 250H195V249H194ZM202 250H203V248H202ZM202 250H201V251H202ZM68 251H69V250H68ZM131 251H132V250H131ZM131 251H130V252H131ZM196 251H198V249H197ZM211 251H212V249L210 250V252H211ZM188 252H191V251L189 250ZM192 252H193V250H192ZM192 252H191V253H192ZM65 253H67V252H64V254H65ZM185 253H186V252H185ZM194 253L196 254V252H194ZM198 253H199V251H198ZM198 253H197V254H198ZM200 253H201V252H200ZM200 253H199V254H200ZM11 254H12V253H11ZM51 254H52V253H51ZM69 254H70V253H69ZM71 254H72V252H71ZM202 254H203V253H202ZM209 254H210V253H209ZM211 254H212V253H211ZM83 255H84V254H83ZM185 255H186V254H185ZM187 255H188V253H187ZM10 256H11V255H10ZM192 256H193V258H194V255H193V254H192ZM188 257H189V256H188ZM188 257H187V256L184 257V258L186 259V261H187ZM211 257H212V255H211ZM83 258H84V256H83ZM197 258H198V257H197ZM197 258H196V259H197ZM80 259H81V257H80ZM209 259H211V258H209ZM194 260H195V259H194ZM197 260H198V259H197ZM197 260H196V262H197ZM82 261H83V260H82ZM143 261H144V260H143ZM186 261H184V262L186 263ZM188 261H190V260H188ZM191 261H193V260H191ZM213 261H214V260H213ZM85 262H86V260H85ZM88 262H89V261H88ZM182 262H183V261H182ZM184 262H183V263H184ZM193 262H195V261H193ZM196 262H195V264H196ZM209 262H210V261H209ZM144 263H145V261H144ZM183 263H181V264H183ZM199 263H200V262H198V264H199ZM210 263H211V262H210ZM86 264H87V263H86ZM177 264H179V263H177ZM205 264H206V263H205ZM207 264H209V263H207Z\"/></svg>",
  "mask_w": 264,
  "mask_h": 264
}]
</instances>
